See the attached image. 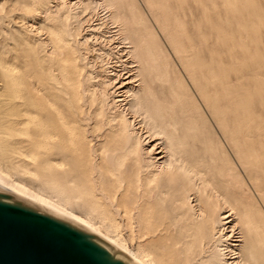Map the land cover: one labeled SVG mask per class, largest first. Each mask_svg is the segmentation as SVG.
Returning a JSON list of instances; mask_svg holds the SVG:
<instances>
[{"label": "bare ground", "instance_id": "bare-ground-1", "mask_svg": "<svg viewBox=\"0 0 264 264\" xmlns=\"http://www.w3.org/2000/svg\"><path fill=\"white\" fill-rule=\"evenodd\" d=\"M5 1V0H4ZM13 1V0H12ZM11 1V2H12ZM21 1V0H20ZM23 1V0H22ZM22 1L20 3H22ZM29 2V0H25V2ZM32 1V0H30ZM35 1V0H34ZM33 1V6H32V12L34 13L35 11L36 12H40L44 9V5L41 3L43 1H35L36 3H34ZM47 1V0H46ZM69 1V0H67ZM67 1L66 0H60L58 3V8L56 10V12L60 9V6L65 7V8H68L70 7L69 4H67ZM88 1V0H86ZM98 1V0H97ZM122 1V0H121ZM150 1V0H149ZM152 1V0H151ZM164 1V0H163ZM172 1V0H171ZM170 1V2H171ZM174 1L176 0H173V3L174 4V7H178L176 6L175 2ZM178 1V0H177ZM186 1V0H185ZM188 1V0H187ZM186 1V2H187ZM192 1V0H191ZM200 1V0H198ZM196 0V2H198ZM204 1V0H203ZM202 1V2H203ZM209 1V0H208ZM215 1V0H213ZM211 1V2H213ZM217 1V0H216ZM215 1V3H216ZM220 1V0H218ZM223 1V0H221ZM220 1V2H221ZM241 0H239L240 2ZM256 1V0H255ZM20 4V6H24V5H27V4ZM77 2V1H76ZM80 2V1H79ZM82 2V0H81ZM80 2V3H81ZM165 2H167V0H165ZM169 2V1H168ZM169 2V3H170ZM181 2H183L181 0ZM194 4H195V1L193 0ZM192 2V3H193ZM201 2V1H200ZM224 2V1H223ZM231 2V1H230ZM229 2V3H230ZM246 2V1H245ZM32 3V2H31ZM48 3V2H47ZM69 3V2H68ZM74 3V2H72ZM78 3V2H77ZM76 3V4H77ZM83 3V2H82ZM86 3V2H84ZM83 3V4H84ZM90 3V1H89ZM118 3V2H117ZM116 3V4H117ZM124 3V2H123ZM122 2L120 3L123 4ZM146 2H144L145 4ZM148 3V1H147ZM185 3V2H183ZM189 3L190 0H189ZM187 2V4H189ZM207 3L208 2H205L204 4L202 5H205L207 8L206 10L208 9L209 6H207ZM214 3V2H213ZM214 3V4H215ZM227 3V2H226ZM244 3V2H243ZM242 3V5H243ZM250 5H253V1L251 2L250 1ZM1 4V3H0ZM15 7H19V5H16V3H14ZM30 4V3H29ZM49 4V3H48ZM67 4V5H66ZM71 4V3H70ZM75 4V5H76ZM88 4V3H87ZM100 4V3H99ZM104 4V3H102ZM137 4V2H136ZM158 5V6H164L165 7V3L164 2H161L157 0H154V2L152 1L151 2V5L148 3L149 7H156L155 6ZM179 4V2H178ZM186 4V3H185ZM199 4V3H198ZM210 4V2H209ZM221 4V3H220ZM225 4V2H224ZM240 4V3H238ZM236 6H232V7H236L239 10V6L237 7ZM249 4V3H248ZM246 4V6L248 5ZM32 5V4H31ZM31 5H28V6H31ZM51 5V4H50ZM49 5V6H50ZM53 5V4H52ZM75 5H71V6H75ZM81 5V4H80ZM78 4V6H80ZM106 5V4H105ZM111 4H109V7H110ZM114 5V4H113ZM113 5L111 7H113ZM119 5V4H117ZM119 5V7H120ZM125 5V3H124ZM147 5V4H146ZM168 5V3H167ZM182 5V4H180ZM201 5V4H199ZM217 5V4H216ZM249 5V6H250ZM13 6V5H11ZM10 6V7H11ZM48 6V9H51L52 8H49ZM83 6V5H82ZM81 6V7H82ZM108 6V5H107ZM122 6V5H121ZM160 6V8H161ZM184 6V5H183ZM186 6V5H185ZM187 6H190V5H187ZM195 7V5H193ZM212 6V5H211ZM254 6V5H253ZM14 7V10H16ZM25 7V6H24ZM22 8V7H19L22 8L25 12V8ZM47 7V6H45ZM56 7V6H55ZM94 7V6H93ZM106 7V6H105ZM140 7V5H139ZM163 7V8H164ZM168 7V6H167ZM165 8L168 9V8ZM170 7V6H169ZM173 6L170 7L171 9L175 10ZM181 7V6H180ZM192 7V5L190 6ZM189 7V8H190ZM201 7V6H200ZM204 7V6H202ZM219 7V6H216L214 7L215 9ZM227 7V6H226ZM231 7V5L229 6ZM260 7V6H259ZM72 9H70V11L72 10L73 11V7H71ZM75 8V7H74ZM77 8V6H76ZM75 8V9H76ZM118 8V6H117ZM124 8V7H123ZM158 8V7H157ZM156 8V9H157ZM162 8V9H163ZM185 8H188V7H185ZM188 8V9H189ZM199 7L196 8V10L198 9ZM228 8V7H227ZM245 8V7H244ZM255 8V7H254ZM254 8H251V13L252 11L254 10ZM261 8V7H260ZM2 9V8H1ZM0 9V10H1ZM56 9V8H55ZM140 9V8H139ZM139 9H138V12H139ZM161 9V10H162ZM169 11H165L164 12L166 13V16L168 15V13L170 12ZM177 9V8H176ZM181 10H183L182 8H180ZM178 9V10H180ZM217 9H221L220 8H217ZM18 10V9H17ZM21 10V9H20ZM46 10V9H45ZM59 10V11H60ZM79 10V8H78ZM81 10V9H80ZM79 10V11H80ZM112 10V8H111ZM120 10V8H119ZM122 10V9H121ZM160 10V9H158ZM180 10V12H182ZM234 10V9H233ZM256 10V9H255ZM260 10V9H259ZM19 11V10H18ZM22 11V10H21ZM47 12L44 14V10H43V14L42 15H47L48 11L49 10H46ZM55 11V10H54ZM68 11V10H67ZM71 11V15H74L73 12ZM82 11V10H81ZM80 14L83 15V12ZM123 11V10H122ZM130 11V10H129ZM143 11L145 12L146 10L143 9ZM148 11V10H147ZM192 10H190L191 12ZM211 11V10H210ZM228 11V10H227ZM226 11V12H227ZM241 11H244V10H241ZM5 12V11H4ZM10 12V11H9ZM23 12V11H22ZM35 12V13H36ZM51 12V11H50ZM53 12V11H52ZM53 13V15H55V13ZM91 13V10L89 11ZM93 12V11H92ZM125 12V11H124ZM123 12V14H124ZM127 12V11H126ZM132 12V11H130ZM129 14H135V13H130ZM142 12V11H141ZM140 12V13H141ZM153 12V11H152ZM156 12V11H155ZM174 12V11H173ZM172 12V13H173ZM177 12V11H176ZM188 12L186 11V9L184 10V15L185 13ZM194 12V11H192ZM197 12V11H196ZM200 12V10H199ZM208 13V10L206 11ZM214 11H212L213 13ZM216 12V11H215ZM214 12V14H215ZM221 12V10H220ZM226 12H223L226 14ZM249 12V10H248ZM263 12V11H262ZM6 13V12H5ZM12 13V12H11ZM26 13V12H25ZM34 13V14H35ZM37 13V15H38ZM42 13V12H41ZM40 13V14H41ZM65 13V12H64ZM64 13L61 15L62 17H65L64 16ZM69 13V11L67 12ZM88 13V14H90ZM96 13V12H95ZM117 13V12H116ZM149 13V12H148ZM154 13V12H153ZM153 13L151 15H153ZM162 14L163 12H159V14ZM171 12L169 13V16L170 19L172 18L173 14ZM179 11L177 12V15H178ZM183 13V12H182ZM180 13V14H182ZM218 13V12H217ZM235 13V12H234ZM242 13V12H241ZM244 13V12H243ZM247 14V12H245ZM257 13V12H256ZM259 13V12H258ZM261 13V12H260ZM28 14V12H27ZM52 15V13H50ZM78 14V13H77ZM119 14V13H118ZM122 14V13H121ZM127 14V15H126ZM126 18L128 17V13H126ZM146 14V13H145ZM156 14V13H155ZM157 13V15H159ZM161 14L157 17L159 18L161 16ZM171 14V15H170ZM194 16L195 13H193ZM190 13V16L193 15ZM200 14V13H199ZM211 14V12H210ZM209 14V15H210ZM228 14V12H227ZM226 14V15H227ZM254 14V13H253ZM7 15V14H5ZM4 15V16H5ZM10 15V14H9ZM19 15V14H18ZM23 15V18H24V13H22L20 16ZM33 15V14H32ZM49 15V14H48ZM57 15H58V12H57ZM58 15V16H60ZM70 15V16H71ZM75 15H76V12H75ZM81 15V16H82ZM92 14H90L91 16ZM95 15V14H94ZM117 15V14H116ZM144 15V14H143ZM156 15V16H157ZM165 14H163L164 16ZM177 15L174 13V16L177 17ZM182 15V16H184ZM205 15V14H204ZM208 15V14H207ZM220 15V14H218ZM235 15V14H234ZM234 15H230L229 16H234ZM241 15V14H240ZM245 15V14H244ZM251 15V14H250ZM1 16V15H0ZM3 16V17H4ZM13 16V15H12ZM11 16V17H12ZM15 16V15H14ZM30 16V15H29ZM28 16V18H29ZM50 16V15H49ZM47 16V17H49ZM78 15H76L74 18L75 20L77 19ZM81 16H78V17H81ZM89 16V15H88ZM93 16V15H92ZM113 16V15H112ZM142 16V15H140ZM154 16V15H153ZM164 16V17H166ZM167 16V17H169ZM181 16V17H182ZM193 16V17H194ZM201 17V15H198V17ZM211 18L212 17V14L210 15ZM214 16V15H213ZM217 16V15H216ZM216 16H214V22H216ZM222 16V15H221ZM224 16V15H223ZM236 16V15H235ZM239 16V15H238ZM258 16V15H257ZM263 13L260 14V16H258L259 19H263V18H260V17H263ZM10 17V16H9ZM25 17L27 18V16L25 15ZM39 17V16H38ZM42 17V16H41ZM46 17V18H47ZM56 17V16H54ZM61 17V18H62ZM95 17V16H94ZM109 17V16H108ZM116 16L114 15V18L113 20L116 21L117 18H115ZM124 17V16H123ZM122 15L120 16V18H123ZM135 17V16H134ZM148 18V16H146ZM162 17V16H161ZM166 17V20L168 19ZM174 17L173 19L175 20ZM179 17V16H178ZM177 17V20L179 19ZM184 17H189L187 15H185ZM199 17V18H200ZM237 17V16H236ZM256 17V16H255ZM18 18V17H17ZM20 19L22 17H19ZM23 18L19 21H23ZM26 18H24V20H27ZM33 18V16H32ZM44 19H46L44 16H43ZM58 18V17H57ZM88 18V17H86ZM85 18V19H86ZM119 18V17H118ZM132 18V17H131ZM141 18V17H140ZM143 18V17H142ZM142 18L140 20H142ZM145 18V16H144ZM143 20L146 21L147 18H145ZM152 18V17H151ZM192 18V16H191ZM206 18V16H205ZM204 18V19H205ZM210 18V17H208ZM223 18V17H221ZM219 18L217 23L219 22V20L221 19ZM227 18V17H226ZM225 18V19H226ZM254 18V17H252ZM251 18V19H252ZM257 18V19H258ZM5 20H8L7 18H3ZM10 19V18H9ZM16 19V18H14ZM37 19V17H36ZM43 19V20H44ZM55 19V18H54ZM83 19V18H82ZM94 19V18H93ZM104 19V18H103ZM129 19L130 21H132L130 19V16L127 18ZM156 19V18H155ZM183 19V18H182ZM182 19L180 21H182ZM187 19V18H186ZM185 19V20H186ZM189 19V18H188ZM201 19V18H200ZM216 19V20H215ZM228 21H226L227 23L229 22V17L227 18ZM232 19V17L230 18V20ZM234 19V18H233ZM237 19V18H235ZM243 19V18H242ZM258 19V21H259ZM2 20V19H1ZM39 20V19H38ZM58 20V19H57ZM62 20V19H61ZM72 20V18H71ZM81 20V19H80ZM89 20V19H88ZM92 20V18L90 19ZM99 20V19H98ZM120 20V19H119ZM124 19H122L123 21ZM126 20V19H125ZM158 20V19H156ZM172 20V19H171ZM176 20V21H177ZM184 20V19H183ZM190 20V19H189ZM199 20V19H198ZM2 21V22H3ZM10 21V20H8ZM13 21V20H12ZM11 21V22H12ZM19 21L17 20L18 24H19ZM36 21V20H35ZM40 21V20H39ZM54 21V20H53ZM82 21V22H81ZM80 21V24H83V21L84 20H81ZM87 21V19H86ZM85 21V22H86ZM100 21V20H99ZM118 21V20H117ZM121 21V22H122ZM129 21V22H130ZM163 21V20H162ZM173 21V20H172ZM176 21L174 23H176ZM179 21V22H180ZM193 21V20H191ZM190 21V22H191ZM194 21H196L194 19ZM206 21V20H205ZM210 21V19L208 20ZM212 21V20H211ZM237 21V20H236ZM249 21V20H247ZM256 21V20H255ZM261 21V20H260ZM7 22V21H5ZM15 22V20H14ZM28 22V21H27ZM50 22V21H49ZM65 22V21H64ZM73 22V21H72ZM79 23V19L78 21L76 20L75 24L76 23ZM102 22V21H101ZM125 22V21H124ZM128 22V20H127ZM128 22V23H129ZM158 22V21H157ZM167 21H165V26H166V23ZM170 22V21H168ZM189 22V21H186V23ZM221 22V21H220ZM222 22L226 23L225 21L222 20ZM233 22V20H232ZM231 22V23H232ZM242 22V21H240ZM245 22V21H244ZM242 22V23H244ZM16 23V22H15ZM26 23V22H25ZM42 23V21H41ZM41 23H37V26H36V22L35 24L33 25H30L28 23V25H30V28L26 27L27 29H30L32 28V31L34 29V31H29L31 33H35V36L31 35V36H21L22 37V42L21 44H23V48H22V57H23V61H22V66H20L19 64V67H22V71H20L22 73V87L20 85L19 88H23L22 89V92L20 93L19 90L14 91V89H11L13 88L12 85H11V78L10 76L11 75V72L15 70V67L17 64L16 61L13 60V62L15 63L16 62V65L15 66H10V65H6L5 66V63L3 64V62L1 61L0 62V161H2V165H0V196L4 199H6L7 201L11 202V203H14V204H18V205H22V206H25L26 208H29V209H32V210H36V211H42V213L45 212V214L55 218V219H58V220H61L67 224H69L70 226H73L75 227L76 229H78L79 231H81L86 237H88L89 239H91L92 241H94L95 243L101 245L102 247L106 248L112 255L113 257L115 258H118L120 260H123L125 262H127V264H264V212L260 211L259 209H257L256 207H254L251 203V200H250V195H248V193L246 192V190H244V180L240 179V176H242L240 174V172L238 174H240V176L238 177L235 173H233V170L230 169L228 170L227 172H225L224 174L226 175V180L222 182H224V186L225 188L223 189V191H220L221 188H219V191H218V194L215 195L217 196V198H215L216 200L209 202L207 203L206 205L202 204L204 203L203 201H201V189L202 187L205 186L206 183H208V179L205 178V174L204 172L199 168V171L197 170L196 173H195V178H194V181L196 178H198V180L200 181V183L197 181V183L193 184L192 188L191 189H184L182 186H178L176 191L174 188V185L172 186L171 185V189L170 187L168 186V183L166 181L167 178L170 179V177L172 178L173 176L172 175H175L181 168L184 167V163H188L186 161V159L188 158L189 160V156L193 155L192 151L195 150L193 148H190V149H193L192 151H187L186 152H191V154H189V156L187 155V158H185L186 156V152H184V148L185 145L180 141L181 138H177L178 137V132H175L177 134V139H175V137H173V135L175 134L172 129V122L174 121H169V117H167V114L165 113V111L162 113V111H158V113L155 111V110H161L159 109L161 106V102H164L166 101L167 99L170 100L168 97V93L166 92L167 89V84L170 82L171 83V80L167 82H164L167 83L164 89V87H161V88H155V90H159L161 89L162 91L160 92H157V90L155 91L154 88L152 87L151 84H154V78H157L155 75H156V72H155V76L152 80V81H148V80H145V78L142 76L144 75V73L146 72L145 70H141V66L143 65V59L141 58V61H137L133 58V54H134V45H132L128 50H121L116 44L117 42H115L116 40L114 39V35L109 36V40H107V42H109L108 44L110 43H113L112 46H114L113 49H116L117 51L115 52L116 55H113L115 56V60L113 59H109L110 61H108L107 65H108V69L107 70V74L106 75H102L100 74V76H96L95 79L96 81H94L93 77H91L92 75L89 73H86L84 74V72H82V68L80 66L77 65V59H80L78 58V55H76V51L81 47V46H87L85 47L86 50H87V54H85L86 56L89 55L93 58H96L99 57H103L104 54H103V51H101V49L97 48L98 51L95 52V55H91L90 54V51L91 49L88 47L90 46L89 45H85L88 43L86 36H84L86 39H83L84 41L83 42H80L79 48H77L76 51H74L73 49L70 50V45L69 44L70 40L67 39L66 36H59V32L61 31L62 28H64V23H59V24H56V23H53L54 25H51V26H43L44 24L41 25ZM46 23V22H44ZM48 23V22H47ZM46 23V24H47ZM90 23V21H89ZM88 23V24H89ZM97 23H99L97 21ZM104 23V22H103ZM141 23V21H140ZM147 26L150 25L149 22L147 21ZM151 23V21H150ZM156 23V22H154ZM184 23V22H183ZM185 23V25H186ZM203 23V22H202ZM212 23V22H211ZM235 23V22H234ZM250 23L252 24L251 20H250ZM261 23V22H260ZM259 23V24H260ZM5 24V23H4ZM13 24V22H12ZM17 24V23H16ZM21 24H23L21 22ZM74 24V25H75ZM80 24H76L77 26H80ZM94 24V23H93ZM142 24H143V21H142ZM146 24V22H145ZM152 24H153V21H152ZM151 24V25H152ZM171 24V22H170ZM189 24V23H188ZM187 24V25H188ZM207 24V23H206ZM214 24V23H213ZM230 24V22L228 23V25ZM246 24V23H244ZM249 24V23H248ZM264 24V23H263ZM9 25L8 23L6 24V26ZM27 25V24H26ZM50 25V24H49ZM65 25H66V22H65ZM68 25V24H67ZM75 25V26H76ZM92 25V24H91ZM115 25V23H114ZM117 25V23H116ZM144 25V24H143ZM155 25V24H154ZM158 25V23H157ZM174 27L176 24H173ZM172 25V26H173ZM183 25V24H181ZM187 25H186V28H187ZM190 25V24H189ZM196 25V24H195ZM194 25V26H195ZM203 25L205 26V24L203 23ZM222 25V24H221ZM225 25V24H224ZM222 25V26H224ZM262 25V24H260ZM3 26V25H2ZM69 26L70 25V22H69ZM82 26V25H81ZM95 26V25H94ZM93 26V27H94ZM103 26V25H102ZM146 26V25H144ZM162 26V25H161ZM158 27L159 28H162V27ZM184 26V25H183ZM193 26V25H192ZM197 26V25H196ZM201 26V25H200ZM221 26V27H222ZM230 26V25H229ZM228 26V27H229ZM242 26V25H241ZM240 26V27H241ZM252 26V25H251ZM258 26V25H257ZM14 27V26H12ZM19 27H20V24H19ZM23 27V26H21ZM24 27H25V24H24ZM90 27V26H89ZM92 27V28H93ZM98 27V26H97ZM120 27V26H118ZM117 27V28H118ZM124 26H122L123 28ZM142 26H140V29H141ZM151 27V26H150ZM153 29H151L152 31H154V26H152ZM157 27V26H156ZM178 27V26H177ZM185 27V26H184ZM227 27V26H224V28ZM256 27V26H255ZM6 28V27H5ZM9 28V27H8ZM16 28V27H14ZM12 28V29H14ZM70 28V27H69ZM68 28V29H69ZM77 28V27H76ZM79 28V27H78ZM86 29H89L88 27H85ZM95 28V29H94ZM93 29L96 30V27H94ZM129 28V27H127ZM143 29L145 27H142ZM147 28V27H146ZM145 28V29H146ZM168 28H171L168 27ZM182 28L181 27H178V32H179V29ZM190 28V27H189ZM223 28V27H222ZM258 28V27H256ZM25 29V28H24ZM41 29H44L46 31V36H45V33H44V36H36V33L39 34L41 32H38V30L40 31ZM85 29V30H86ZM109 29V28H107ZM121 29V28H120ZM132 29V28H131ZM140 30L138 31V35L139 37L138 38H143V36H141L140 32L142 31V33L144 32H149V30L147 29V31H143ZM198 29V28H197ZM205 29V28H204ZM233 29V28H232ZM254 29V28H252ZM263 29V28H262ZM4 30V28H3ZM6 30V29H5ZM23 30V28L21 29ZM76 30V29H75ZM82 30V29H81ZM81 30H80V33H81ZM84 30V31H85ZM91 30V29H90ZM102 30V28H101ZM122 30V29H121ZM125 30V29H124ZM128 30V29H127ZM137 30L139 29H135V31H130V29L128 31H130L132 34H134V32H136ZM150 30V31H151ZM158 30V29H157ZM161 30V29H159ZM166 30H169L165 29ZM174 30V28H173ZM177 30V28H176ZM175 30V34H178V32ZM181 30H184V28H182ZM203 30V29H202ZM207 30V29H206ZM209 31H211L209 28H208ZM214 30V29H213ZM218 30V29H217ZM216 30V31H217ZM248 30V29H247ZM261 30V27L260 29ZM17 30H15V33H16ZM24 31V30H23ZM79 31V30H78ZM97 31V30H96ZM123 31V30H122ZM127 31V32H128ZM162 31V30H161ZM164 31V29H163ZM162 31V32H163ZM171 30H169L170 32ZM194 31V30H193ZM239 31V30H237ZM5 32H8V31H5ZM12 32V31H11ZM28 32V31H27ZM62 32V31H61ZM66 32V31H65ZM88 32V31H87ZM109 32V31H107ZM118 32V31H117ZM121 32V31H120ZM124 32V31H123ZM126 32V31H125ZM191 32V31H190ZM203 32V31H202ZM230 32V30H229ZM235 32V31H234ZM3 33V32H2ZM22 33V32H21ZM26 33V32H24ZM83 33V32H82ZM81 33V34H82ZM91 33V32H90ZM96 33V32H95ZM103 33V32H102ZM110 33V32H109ZM122 33V32H121ZM131 33H129L130 35H127L128 36H132ZM157 33V35H159L158 32H155ZM167 31L164 33L166 34ZM180 33V32H179ZM185 33V31H184ZM183 31L181 32L180 35H184ZM186 33H188L186 31ZM198 33V32H197ZM207 32L205 31L204 34H206ZM211 33H214L211 32ZM254 33V31H253ZM252 33V34H253ZM4 34V33H3ZM6 34V33H5ZM66 34V33H64ZM77 33H75V36H76ZM94 35V33H92ZM92 34H91V38H92ZM126 34V33H125ZM124 34V35H125ZM152 34V33H151ZM149 33V35H151ZM154 34V33H153ZM172 34H173V31H172ZM209 34L208 33V39H209ZM231 34V32H230ZM260 34V32H259ZM15 35V34H14ZM17 35V34H16ZM26 35V34H25ZM41 35V34H40ZM68 35V34H66ZM90 35V34H88ZM102 35V34H101ZM106 35V36H107ZM117 35V34H116ZM120 35V34H119ZM118 35V36H119ZM134 35H137L134 34ZM133 35V37H134ZM179 35V34H178ZM179 35V36H180ZM188 35V34H187ZM203 39H204V42L206 40V36H204L203 34H201ZM200 35V36H201ZM219 35V34H218ZM249 35V34H248ZM255 35V34H254ZM258 35V34H257ZM20 36V35H19ZM72 36V35H71ZM69 35V37H71ZM97 37V34L94 35V37ZM100 36V35H98ZM105 36V34H104ZM103 36V37H104ZM127 36V37H128ZM162 36V35H161ZM167 36V35H165ZM170 36V34L168 35ZM175 35H171L169 38H168V41L166 39L167 42L170 41L171 43V46L174 50V52L176 53V55L178 56V58L180 59V61L182 62V65L184 67V70H185V75L187 74L188 77H189V81L191 82L190 85L192 84L195 88V92L198 93V97L201 98V102H204L205 106L207 107L208 110H205L206 112L209 111L211 116L214 118V120L217 122L216 124H218V128L221 129V131H223L222 133H220L221 135H224L226 137V141H228V143L230 144L228 148H231L232 147V151L234 152H231V154H235L236 155V158L238 159L237 161H239L240 165L244 167H250L253 163V158L257 157L256 156V152H258L259 154L261 152H263L264 154V144H262L263 142H261V139L260 138V141H257V143L259 142V146L256 147V146H253V143L257 144L256 143V140L255 139H259L258 137L254 139L253 137V132L252 133V136H250L249 134H247L246 132V128L247 127H250V130H252V125L254 124V121H256L257 123L255 124H258V122L260 123V119L264 117V112L262 113V117L257 121V120H254L252 123H250V118L248 119L249 117V114H243L244 116L247 117L248 121H249V125L252 124V125H248L246 126V128L244 127L246 124H245V120H244V116L242 117V112L241 111H244L245 107H248L250 104H252L253 101H250V100H253L254 99V102H255V99L258 97L259 99V96H254L256 98H248L250 99L248 103V100L246 101L245 99L247 98V96L244 98V101L245 102H242L241 100L239 102H242V103H239L238 102V98L236 96L235 99L233 100H237V102L239 104H242L245 103L242 107H243V110L239 111L241 113L239 114H234L233 110L232 111V108L233 109H236L234 108L235 106H232L233 102H232V98L234 96V94H232L233 96L230 97V93H227V96L228 98H226V100L228 99L229 103H230V100L232 103H230V105L232 106V108L229 107V103L226 101L225 103H228V107L230 108L231 110V113H233L232 115H236L235 117L233 118H227L225 116V112L228 113V110L229 109H226V111H224V109L222 108L221 109V106L224 107V105H219L218 106L216 105L218 103H216V98L215 96L218 95V92L220 93V90L222 91V94L226 93V92H230L232 93V89H233V92H234V88L232 85H234V87H236L235 85L238 84V83H235L234 81L233 84H231L230 82V87L231 90L229 91V88L226 87L227 91H223L224 86L228 83L227 82V78L226 80H224V83H226L223 87V89H220V90H216L214 89L213 87V82L209 80V78H213L211 77L213 72L215 70H212L213 68L215 67H212V69L208 68L205 72L203 71L204 70V66L206 65V63L204 62L203 60V70L202 72H200V74L198 73L197 69L200 67L202 68V64L199 63V61H196V58H197V54H194V48L191 47L186 49L184 47V43L180 40V39H176V38H173ZM199 36V34H198ZM197 36V37H198ZM244 35H242L241 37L243 38ZM246 36V35H245ZM262 36V35H260ZM5 37H7L5 35ZM80 37V36H79ZM93 37V38H94ZM126 37V36H125ZM136 37V36H135ZM149 37H152L149 36ZM146 39V42L148 40V38ZM155 38L157 37L156 35L154 36ZM172 37V38H171ZM187 37V36H186ZM201 37V38H202ZM212 37V36H211ZM232 37V36H231ZM233 37H237L236 36H233ZM250 37V36H249ZM252 37V36H251ZM254 37V36H253ZM8 38V37H7ZM17 38V37H16ZM90 38V37H89ZM90 38V39H91ZM117 38V36L115 37ZM132 37H129V39H131ZM161 39V37H159ZM185 38V37H183ZM189 38V37H188ZM187 38V43L186 45H192L194 43H190L189 44V40ZM200 38V37H198ZM196 38V39H198ZM215 38V37H214ZM213 41H216L214 40ZM230 38V36H229ZM239 38V37H238ZM258 38V37H257ZM71 39V38H70ZM95 39H98V38H94ZM101 42H105L106 39H102V38H99ZM98 39V40H99ZM120 39V38H119ZM118 39V40H119ZM154 39V38H153ZM158 39V38H157ZM156 39V40H157ZM164 39V37H163ZM194 39V38H193ZM196 39H194L196 41ZM207 39V40H208ZM223 39V38H222ZM221 39V40H222ZM236 40V38H233ZM249 39V38H248ZM259 39V38H258ZM263 39V38H262ZM5 40V38H4ZM12 40V39H10ZM18 40V39H17ZM75 40V39H74ZM91 41V42H94ZM97 40V41H98ZM123 40V39H122ZM121 40V41H122ZM125 40H127L125 38ZM132 40V39H131ZM143 41V39H140V41ZM201 40V39H200ZM199 40V41H200ZM206 40V41H207ZM225 40V39H224ZM228 40V38H227ZM234 40V41H235ZM243 40V39H242ZM264 40V39H263ZM263 40H260V44H262L263 46V49H264V42ZM9 41V40H8ZM16 41V40H15ZM72 41V39H71ZM78 41V40H76ZM75 41V43H76ZM96 41V43H97ZM100 41H98L100 43ZM120 41V40H119ZM139 41V42H140ZM151 41V40H150ZM157 41H161V40H157ZM165 41V42H166ZM192 41V40H191ZM199 41L197 43H199ZM203 41V40H202ZM200 41V44L201 42ZM211 40H209L210 42ZM230 41L233 42V40L231 39ZM230 41H227L230 45L231 42ZM245 41V39H244ZM250 41V40H248ZM4 42V41H3ZM123 42V41H122ZM122 42H119V43H122ZM125 42V41H124ZM127 42V41H126ZM147 42V43H148ZM164 42V43H165ZM202 42V44L204 43ZM208 42V41H207ZM225 42V43H227ZM237 42V41H236ZM235 42V43H236ZM254 42V40H253ZM252 42V44H253ZM11 43V42H10ZM16 43V42H15ZM101 43V45L103 44ZM129 44V42H127ZM151 43V42H150ZM162 43V44H164ZM211 43V42H210ZM215 42H212V44H214ZM242 43V42H241ZM246 43V42H245ZM3 44V43H2ZM6 44V42H5ZM9 44V43H8ZM18 44V43H16ZM15 44V46H16ZM93 44V43H91ZM95 44V42H94ZM105 44H107L106 42L104 43V45L102 46H105ZM131 44H134V41H132L130 43ZM158 44V43H156ZM166 44V43H165ZM224 44V43H223ZM237 44V43H236ZM244 43H242L243 45ZM248 45V43H246ZM245 44V46H246ZM258 44V43H257ZM13 45V43H12ZM76 44H74L75 46ZM76 45V46H77ZM110 45V46H111ZM120 45V44H119ZM122 45V44H121ZM124 45V44H123ZM144 45V44H143ZM150 45V44H149ZM161 45V44H160ZM169 45V44H168ZM185 45V46H186ZM195 45V43L193 44V46ZM206 45V44H204ZM238 45V44H237ZM241 45V44H240ZM241 45V46H242ZM256 45V44H255ZM8 46V45H7ZM73 46V45H71ZM97 46V45H95ZM99 46V45H98ZM101 46V48H102ZM127 47H129L128 45H126ZM125 46V47H126ZM138 46L140 47H143L141 45V43H139L137 45V47H135L136 49L139 48ZM152 47V44L150 45ZM165 46V45H164ZM167 46V45H166ZM170 46V47H171ZM234 46V45H233ZM244 46V45H243ZM253 46V45H252ZM9 47V46H8ZM17 47V46H16ZM15 47V48H16ZM34 47V48H33ZM92 47V46H91ZM108 47V46H107ZM122 47V46H121ZM124 47V48H125ZM161 47V46H160ZM188 47V46H187ZM201 47V46H200ZM199 47V48H200ZM214 47V46H212ZM211 47V48H212ZM222 48V46H220ZM219 47V48H220ZM225 47V46H224ZM227 47V46H226ZM239 47V46H238ZM13 48V46H12ZM148 48H150L148 46ZM148 48H146L148 51ZM153 48V47H152ZM165 48V47H163ZM203 49V47H201ZM200 48V50H201ZM208 48V46H207ZM205 48V50L207 49ZM218 48V47H217ZM218 48V50H219ZM258 48V47H257ZM2 49V48H1ZM80 49H84L83 47H81ZM105 50V48H103ZM151 49V48H150ZM216 49V47L214 48ZM224 49V48H223ZM226 49V48H225ZM228 49V48H227ZM237 49V48H236ZM244 49V47H243ZM247 49V47H246ZM251 49V47H249V50ZM262 49V50H263ZM4 50V49H3ZM93 50V49H92ZM112 50V49H111ZM141 51V48L138 49V51ZM155 50V49H154ZM170 50V49H169ZM199 50V51H200ZM209 50V49H207ZM230 48H229V54L228 56L230 55ZM260 50V48L258 49V51ZM261 50L262 54H263V51ZM81 50H79V53H80ZM85 51V50H84ZM142 51L143 48H142ZM168 51V49H167ZM166 51V52H167ZM210 51V50H209ZM208 51V52H209ZM211 51H213L211 49ZM223 51V50H222ZM226 51V50H224ZM237 53H239V50L237 49L236 50ZM247 51V50H245ZM252 51L255 53V51L252 49ZM31 52H33V56H31ZM78 52V51H77ZM105 52V51H104ZM149 52H151V50H149ZM154 52V51H152ZM151 52V53H152ZM165 52V53H166ZM172 52V51H170ZM196 52H198V50H196ZM205 52V51H204ZM218 52V51H217ZM216 52V53H217ZM220 52V51H219ZM227 52V51H226ZM251 52V51H250ZM260 52V51H259ZM6 53V52H5ZM9 53V52H8ZM13 53V52H12ZM93 53V52H92ZM128 55V57L130 56L131 60L128 61L124 54ZM144 53V52H143ZM146 53V52H145ZM144 53V54H145ZM222 53V52H220ZM219 53V56H221ZM241 53V52H240ZM239 53V54H240ZM253 53V56L257 53L254 54ZM11 54V53H10ZM18 54V53H17ZM84 54H81L82 56ZM112 55V52L109 53ZM140 55H142L141 53H139ZM138 54V55H139ZM153 54V53H152ZM212 54V52H211ZM238 54V57H240V54ZM244 54V53H243ZM242 54V55H243ZM247 54V53H246ZM244 54V55H246ZM252 54V53H251ZM80 55V54H79ZM85 55L82 57L84 58ZM97 55V56H96ZM139 55V56H140ZM160 55L162 56V54L160 53ZM165 55V54H164ZM204 55V54H203ZM206 55V54H205ZM214 55L216 56V54L214 53ZM224 55V54H223ZM222 55V56H223ZM243 55V56H244ZM257 55H260L259 53ZM264 55V54H263ZM9 56V55H8ZM151 57V55L148 54V57ZM153 56V55H152ZM159 56V55H156V57ZM171 56V55H170ZM208 56V55H207ZM221 56V57H222ZM237 55L235 54V57ZM241 56V57H243ZM248 56V55H247ZM262 56V55H261ZM261 56H260V59H261ZM17 57V56H16ZM19 57V55H18ZM88 57V56H87ZM167 58L169 56H166ZM173 57V55H172ZM211 57V55H210ZM263 57V56H262ZM6 58V57H5ZM86 58V57H85ZM91 58V59H93ZM108 58V56L106 57ZM154 58V57H153ZM151 57V59L148 58V60L144 59V61L147 63V61H150L153 59ZM159 57H157L156 59H158ZM201 59L203 58L200 57ZM234 58V55L231 59ZM244 58V57H243ZM242 58V59H243ZM257 58V56H256ZM14 59V58H13ZM164 59V58H163ZM173 59V58H172ZM176 59V58H175ZM199 59V60H201ZM206 59V58H205ZM214 59V58H213ZM213 59L211 61H213ZM221 59V58H220ZM229 59V58H228ZM238 59V58H237ZM242 59H238L242 61ZM255 59V58H254ZM3 60V59H1ZM21 60V59H20ZM19 60V62H20ZM84 60V59H83ZM86 60V59H85ZM89 57H88V61H89ZM101 60V59H100ZM160 60V59H159ZM168 60V59H167ZM198 60V59H197ZM210 60V59H208ZM215 60V59H214ZM226 60V59H225ZM236 60V59H235ZM248 60V59H247ZM262 60V59H261ZM18 61V60H17ZM82 62V60H80ZM92 61V60H91ZM99 61V60H98ZM97 61V62H98ZM105 61V60H104ZM229 60L227 61H224V63L228 62ZM231 61V60H230ZM100 62V61H99ZM156 62V61H155ZM154 62V64H155ZM171 62V61H170ZM169 62V63H170ZM201 62V61H200ZM232 62V61H231ZM237 62V60L235 61ZM246 62V60H245ZM261 62V61H260ZM10 63V62H9ZM21 63V62H20ZM94 63V62H93ZM96 63V62H95ZM104 63V62H103ZM145 63V64H146ZM153 63V62H152ZM168 63V64H169ZM172 63V62H171ZM180 63V62H179ZM212 63V62H211ZM214 63V62H213ZM218 63V62H217ZM244 63V62H243ZM255 63L258 64V62L255 61ZM85 64V63H84ZM83 64V65H84ZM106 64V63H105ZM149 64L151 65V61L149 62ZM157 64V63H156ZM164 64V63H163ZM167 64V66H168ZM174 64V63H172ZM172 64L170 66H172ZM229 64V63H228ZM239 64V63H238ZM248 64V63H247ZM254 63H251V65H253ZM261 64V63H260ZM259 64V65H260ZM263 64H264V60H263ZM12 65V64H11ZM86 65H90L89 62H87V64H85L83 67H85ZM102 65V63H101ZM106 65V66H107ZM158 65V64H157ZM180 65V64H179ZM201 65V66H199ZM208 65V63H207ZM206 65V68L209 67ZM209 65H213V64H209ZM218 65V64H217ZM262 65V64H261ZM260 65V66H261ZM155 66V65H154ZM222 66V65H221ZM250 66V65H249ZM90 67V66H89ZM102 67V66H101ZM153 67V66H152ZM151 67V68H152ZM176 67V66H175ZM182 67V68H183ZM218 67V66H217ZM220 67V66H219ZM18 68V67H17ZM86 68V67H85ZM94 68V66H93ZM92 68V69H93ZM97 68V67H96ZM94 69V70H97V69ZM100 68V67H99ZM106 68V67H105ZM144 68V67H143ZM146 68V67H145ZM150 68V67H149ZM159 68V67H157ZM161 68V67H160ZM159 68V69H160ZM168 68V67H167ZM167 68H166V72H167ZM227 68V67H225ZM224 68V69H225ZM236 68V67H235ZM235 68L233 67L232 70L233 73L235 72ZM252 68V67H251ZM104 69V68H103ZM102 69V70H103ZM169 69V68H168ZM173 69V68H172ZM177 69V68H175ZM174 69V70H175ZM220 69H223V68H220ZM220 69H218V71H220ZM242 69V68H241ZM18 70V69H17ZM199 70V69H198ZM213 72H212V71ZM226 70V69H225ZM245 70V69H244ZM251 71H253L252 69H250ZM250 70H247L245 71V73L243 72V69H242V75L246 74L247 76V73L250 72ZM152 71V70H151ZM155 71V70H154ZM160 71V70H159ZM179 71V70H178ZM183 71V70H182ZM217 71V70H216ZM215 71V72H216ZM216 72L218 73V76H219V72ZM228 71V69H227ZM240 71V70H239ZM238 71V72H239ZM248 71V72H247ZM261 71V70H260ZM260 71L259 72H255V73H259L260 75ZM263 71H264V67H263ZM93 72V71H92ZM158 72V71H157ZM184 72V71H183ZM237 72L238 74V80L237 81H240L243 80V76L241 75V77L239 76L240 74ZM247 72V73H246ZM21 73L19 75V77H21ZM101 73V72H100ZM174 71L171 73L173 74ZM176 73H178L176 71ZM224 71L222 72V76L225 75L223 74ZM229 72H227L228 74ZM231 72V76L232 78L233 77V74ZM244 73V74H243ZM94 74V73H93ZM96 74V73H95ZM167 74V73H166ZM181 74V73H180ZM226 74V75H227ZM235 74V75H237ZM253 74V72H252ZM264 74V73H263ZM17 75V76H18ZM149 75V74H148ZM170 75V74H169ZM178 75V74H177ZM183 75V73H182ZM220 75V76H221ZM250 75V74H249ZM248 75V76H249ZM255 76L257 74H254ZM158 76V75H157ZM160 76V75H159ZM163 76V75H161ZM167 76V75H166ZM165 76V77H166ZM181 76V75H180ZM179 76V77H180ZM219 76V77H220ZM228 76V75H227ZM230 76V75H229ZM247 76V77H248ZM253 76V75H252ZM262 76V75H260ZM259 76V77H260ZM264 76V75H263ZM150 77V76H149ZM168 77V76H167ZM166 77V78H167ZM214 77L213 79L216 80V77L215 76V73H214ZM225 77V76H224ZM246 77V78H247ZM258 77V76H257ZM160 78V77H159ZM170 78V77H169ZM186 77L183 78V80L185 79ZM229 78V77H228ZM231 78V79H232ZM250 77H248V80H253L255 78H251L249 79ZM14 79V78H13ZM16 79V78H15ZM18 79V78H17ZM93 79V80H92ZM163 79V78H162ZM172 79V78H171ZM181 79V77H180ZM261 79V78H260ZM21 80V79H20ZM160 80V79H159ZM164 80V79H163ZM162 80V82H163ZM169 80V79H168ZM176 80V79H175ZM175 80L173 82H175ZM233 80V79H232ZM245 80V79H244ZM243 80V81H244ZM264 80V78L261 79V81ZM92 81V82H91ZM94 81V82H93ZM186 81V80H185ZM188 81V82H189ZM223 81V80H222ZM246 81V82H245ZM245 84L248 85L247 83V80H245ZM257 82H255L256 84H260V80L258 82V80L256 79ZM150 82H152L150 84ZM187 82V81H186ZM187 82V83H188ZM219 82V81H218ZM254 82V81H253ZM161 83V82H160ZM158 82V84H160ZM176 83V82H175ZM185 83V82H184ZM228 83V84H229ZM243 83V82H242ZM252 82L250 81L249 86H251ZM254 83V84H255ZM263 84V81L261 82ZM20 84H21V81H20ZM157 84V83H156ZM157 84V85H158ZM172 84V83H171ZM181 84V83H180ZM189 84V83H188ZM187 84V85H188ZM220 84V83H219ZM241 84V83H240ZM260 84V86L262 85ZM156 85V86H157ZM175 85V84H174ZM214 85H216V83H214ZM178 86V85H177ZM186 86V85H185ZM219 86V85H218ZM240 86V85H239ZM245 87V85H243ZM259 86V87H260ZM15 87V86H14ZM154 87H155V84H154ZM160 87V86H158ZM179 87V86H178ZM187 87V86H186ZM241 87V86H240ZM239 87V88H240ZM243 87V88H244ZM247 87V86H246ZM247 87V88H248ZM253 86H251L252 88ZM255 87V86H254ZM264 87V84L263 86ZM17 87V89H19ZM181 88V87H180ZM185 88V87H184ZM219 88V87H218ZM237 88H238V85H237ZM261 88V87H260ZM172 89H174L172 87ZM193 89V88H192ZM225 89V90H226ZM236 89V88H235ZM249 89V88H248ZM257 89V88H255ZM151 90H154L156 96L160 95L158 98L154 96V99L153 101L149 100L150 98L149 95H151ZM178 90V89H177ZM239 90V89H238ZM237 89L235 90V93L236 91H238ZM242 89H240L239 91H241ZM251 90V89H250ZM249 90V91H250ZM254 90V89H253ZM263 90V88H262ZM172 91V90H171ZM185 92L183 93H175L176 90L174 91L175 93V96L172 95L173 97H175V100L174 98H171V100H174V102L178 101H181L180 105V108H182V110H187V112L192 109V107L194 108L193 105H191L192 107L189 108L186 103L185 106L184 105V98L185 97L187 100H189V98H193V95L190 94L189 92L187 93V90L184 89ZM190 91V90H189ZM246 92H249L247 90H245ZM216 92V93H215ZM244 91L242 90V93ZM244 92V93H246ZM250 92L253 93V95L255 93H257L255 91V93L251 90ZM262 91L260 90V93ZM264 92V91H263ZM81 93L82 95H85L86 97L84 98V104H82V97H81ZM240 93V92H238ZM243 93V94H244ZM251 93V94H252ZM259 93V91H258ZM154 94V93H153ZM171 94V93H170ZM222 94L220 93V95L222 96ZM224 94L222 97H224ZM229 94V95H228ZM241 94V93H240ZM194 95H197L194 93ZM220 95L217 96V99L219 98L220 99ZM246 94L243 95V97L245 96ZM252 95V96H253ZM256 95V94H255ZM263 95V94H262ZM170 96V95H169ZM226 96V94H225ZM242 96V94H241ZM241 96H239L240 99H243V97L241 98ZM262 97V96H261ZM58 99L59 102H57L55 99ZM197 97H195L196 99ZM263 98V97H262ZM183 99V101H182ZM194 99V98H193ZM192 99V101H194ZM225 99V97H224ZM223 100V99H222ZM222 100L219 101L222 103ZM261 100V99H260ZM264 100V99H262ZM200 101V100H199ZM198 101V102H199ZM225 101V100H224ZM257 101V100H256ZM169 102V101H168ZM186 102V100H185ZM190 102V104L193 102L191 101H188V103ZM195 102V101H194ZM200 102V103H201ZM177 103L176 106H179ZM187 103V104H188ZM224 103V104H225ZM236 103V102H235ZM234 103V104H235ZM236 103V104H238ZM258 103V102H257ZM202 104V103H201ZM235 104V105H236ZM264 104V102H263ZM198 105V104H197ZM197 105H196V108H197ZM237 106V105H236ZM241 106V105H240ZM257 106V105H256ZM260 106V104H259ZM165 107V106H164ZM201 107V106H200ZM242 107H240L239 109H242ZM262 107H264V105H262ZM261 106L259 108L263 109ZM173 108V107H172ZM179 107H177V112H180V109ZM184 108V109H183ZM196 108L193 110L195 111ZM255 108V107H254ZM258 108V107H257ZM258 108V109H259ZM174 111H175V108H173ZM179 109V111H178ZM200 109V108H198ZM197 109V110H198ZM238 109V110H239ZM249 109V107H248ZM246 109V111L244 112H248L249 110ZM256 109V110H258ZM111 110H114V112H112ZM169 110V109H167ZM172 110V109H171ZM181 110V111H182ZM202 109H200V113L199 110L197 111V114H198V119L199 117H202L201 115L199 114H204L201 112ZM254 110V111H256ZM253 111V112H254ZM261 111V110H260ZM264 111V110H262ZM176 112V114H177ZM185 114H188L186 111H184ZM236 112V111H235ZM250 112V111H249ZM248 112V113H249ZM194 113V112H192ZM196 113V112H195ZM226 113V114H227ZM231 113L229 112L228 114L231 115ZM258 113V112H257ZM51 114V115H50ZM181 114V113H180ZM227 114V115H228ZM253 114V115H251ZM256 114V112H255ZM254 113H250L251 116H254L255 115ZM55 115V116H53ZM169 115V114H168ZM179 115V114H177ZM176 115V116H177ZM182 115V114H181ZM179 115V117L181 116ZM206 115V114H205ZM257 115V114H256ZM255 115V116H256ZM183 116H186L187 115H183ZM250 116V117H251ZM254 116V117H255ZM260 116V114H259ZM257 116V118L259 117ZM206 117V116H205ZM210 117V115L208 116V118ZM228 117H230L228 115ZM232 117V116H231ZM245 117V118H246ZM167 118V119H166ZM175 118V117H174ZM178 118V116H177ZM176 118V119H177ZM204 118V117H203ZM202 118V119H203ZM256 118V119H257ZM88 119L90 121H93V123H90L88 125H86V123L88 122ZM179 119V118H178ZM183 118H181L180 120V123L182 124ZM187 119L191 120V122H188V123H191V126L190 127H187V128H190L189 130H196V128L200 127V126H197L196 125V115L193 116V114L190 113L189 111V116L187 117ZM187 119L185 118L184 121H187ZM201 119V118H200ZM207 119V118H206ZM210 119V118H209ZM233 119V120H232ZM246 119V121H247ZM264 119V118H263ZM179 120L177 121V123L179 122ZM262 120V119H261ZM138 123L136 124L135 122ZM203 121V120H202ZM252 121V119H251ZM176 122V120H175ZM205 123V120L203 121ZM210 122H211V119H210ZM213 122V121H212ZM264 122V121H262ZM176 123V124H177ZM187 123V122H186ZM201 123V122H199ZM248 123V122H247ZM175 124V125H176ZM198 124V122H197ZM245 124V125H244ZM183 125V124H182ZM264 124H262L263 126ZM99 126H103L104 128L106 127L107 131H103L102 132H105L103 133L102 135H98L95 136V134H93L94 130L97 129ZM172 126V127H171ZM197 126V127H196ZM210 126V125H209ZM261 125H257V127H260ZM87 127V128H86ZM178 128L179 127H182V126H177ZM204 127L201 126V128ZM207 127V126H206ZM212 127V125H211ZM216 127V126H215ZM264 127V126H263ZM261 128L264 130V128ZM176 128V126H175ZM214 128V127H213ZM212 128V130H213ZM91 130L92 131V134L90 137H88V134L87 131L88 130ZM102 129V128H100ZM180 129V128H179ZM207 129V128H206ZM216 129V128H215ZM219 129V130H220ZM249 129V128H248ZM260 129V130H261ZM137 130H140L141 132L145 131L144 134H145V137L141 138L140 135H137V132L140 133V131H137ZM185 129H183L184 131ZM193 130V131H194ZM202 130V129H201ZM199 130V132L201 131ZM259 130V129H257ZM96 131V130H95ZM178 131V130H177ZM187 131V130H186ZM218 131V130H217ZM249 131V130H248ZM100 132V131H99ZM142 132V133H143ZM173 132V133H172ZM189 132V131H188ZM197 132V130L195 131ZM211 132V131H209ZM232 132V133H231ZM257 132V131H255ZM262 132V130L260 131V133ZM264 132V131H263ZM88 135H87V134ZM91 133V132H90ZM138 133V134H139ZM187 133V132H186ZM194 133V132H193ZM204 135H205V132H203ZM212 133L214 134L215 132H211L210 134L212 135ZM217 133V132H216ZM250 133V134H251ZM259 133V132H258ZM259 133V134H260ZM143 134V136H144ZM175 134V135H176ZM199 134V133H198ZM201 134V133H200ZM199 134V135H200ZM207 136H208V133H206ZM263 134V133H262ZM261 134V135H262ZM97 135V134H96ZM185 136V134H183ZM218 135V134H217ZM220 135V136H221ZM258 135V134H257ZM260 135V136H261ZM180 136V135H179ZM184 136H182L183 138H185ZM188 136V134H187ZM193 136V135H191ZM206 135L203 136V137H207ZM215 136V135H214ZM264 136V135H262ZM173 137V138H172ZM181 137V136H180ZM195 137H197V135L195 136L194 135V139ZM200 137V136H198ZM209 137V136H208ZM213 138V136H211ZM217 137V136H216ZM252 137V139H251ZM191 138V137H190ZM189 138V139H190ZM202 138V137H201ZM200 138V139H201ZM210 138V137H209ZM208 138V139H209ZM215 138V137H214ZM224 138V137H223ZM197 139V138H196ZM199 139V138H198ZM197 139V140H198ZM217 139V138H216ZM220 139V138H218ZM117 140H118V143H117ZM186 140V138H185ZM187 140H188V137H187ZM186 140V141H187ZM192 140V139H191ZM195 140V141H197ZM203 140H206L205 138ZM202 140V141H203ZM211 140V139H210ZM213 140V139H212ZM222 140V139H220ZM264 140V139H263ZM190 141V140H188ZM201 141V140H200ZM215 142L214 145H219V142L218 144H216V141L213 140ZM96 142H102V145L100 148H98V146H96ZM104 142V143H103ZM121 142V143H120ZM199 142V141H198ZM197 142V143H198ZM210 142V141H208ZM213 142V143H214ZM193 143V141H191L190 145ZM120 145L118 146L119 149H117V145ZM196 143H194L195 145ZM199 144V143H198ZM205 144V143H204ZM222 144V143H221ZM224 144V142H223ZM222 144V145H223ZM227 144V142H226ZM184 145V146H183ZM193 145V144H192ZM191 145V146H192ZM193 145V146H194ZM201 145H203V143H201ZM212 145V144H211ZM188 146V145H186ZM190 146V147H191ZM192 146V147H193ZM205 146V145H203ZM212 146V149L211 147L209 148L210 151L212 152L213 150V147ZM225 146V145H224ZM228 146V145H227ZM231 146V147H230ZM97 147V148H96ZM194 147H197V146H194ZM208 147H209V143H208ZM207 147V149H208ZM222 146H220V149H221ZM200 148V146L198 147ZM204 147L201 146V150L203 149ZM216 151L214 153L217 152V147L214 148ZM224 149H227L224 147ZM117 150H119V153L117 152ZM200 150V149H199ZM195 152V153H199L202 154V152ZM204 150V149H203ZM263 150V151H262ZM220 150H218L219 152ZM222 151V149H221ZM227 151H229V149H227ZM209 152V151H208ZM207 152V155L208 154H211V153H208ZM225 152V151H224ZM186 153V154H184ZM206 153V152H204ZM203 153V154H204ZM230 153V152H229ZM131 154H137L138 157H136L135 161L137 162H141L138 167L134 168V173L131 172L132 175H130V178L129 180H125L126 177L124 178V174L126 172H120L119 171V168L122 169L123 166H124V163H125V160L127 158L128 155L131 156ZM195 154V156L197 155ZM222 154L221 153L219 156L220 158H222ZM185 155V156H184ZM206 156V154H204ZM203 155V156H204ZM212 155V154H211ZM215 156V154H213ZM217 155V154H216ZM230 154H228V157H229ZM234 155V156H235ZM261 155V154H260ZM260 155L258 157H260ZM135 156V155H134ZM133 156V157H134ZM198 156V155H197ZM204 156V157H205ZM226 156V155H225ZM231 156V155H230ZM264 156V155H263ZM262 156V157H263ZM201 157V155H200ZM209 157V156H208ZM207 157V158H208ZM233 159L234 157L231 156ZM257 158V159H263V158ZM131 157H129V161ZM203 158V157H202ZM206 158V157H205ZM210 158V161L213 162L214 158L213 156L209 157ZM217 157H215L216 159ZM219 158V157H218ZM224 158V157H223ZM222 158V159H223ZM231 158V159H232ZM201 159V158H199ZM226 159V158H224ZM255 159V160H257ZM191 160V158H190ZM195 160V158H194ZM197 161H198V157H197ZM200 161V160H199ZM198 161V162H199ZM202 162H200L199 164L202 165L201 167L204 166V164H202L204 161L205 163L208 161H206L205 159L204 160H201ZM215 161V160H214ZM219 161V160H217ZM216 161V162H217ZM221 161V159H220ZM227 160H225L224 162H226ZM231 161V160H230ZM235 160V162H237ZM260 161V160H259ZM264 161V159L262 160ZM222 162V161H221ZM258 160L256 161V164H257ZM130 163V162H129ZM133 163V161H132ZM194 163V162H193ZM208 163V164H207ZM206 164L209 166L211 163L210 162H207ZM210 163V164H209ZM215 163V162H214ZM213 163V164H214ZM220 163V162H219ZM229 163V160L228 162ZM232 163V162H231ZM230 163V164H231ZM238 163V162H237ZM237 163L235 164V166L237 165ZM238 163V164H239ZM192 164V163H191ZM190 164V165H191ZM197 164V163H196ZM195 164V165H196ZM218 164V162H217ZM224 163L222 162L221 164V167H220V170L221 171V168L223 170V168H225L226 164L223 165ZM264 164V162H263ZM132 165V164H130ZM186 165V164H185ZM206 165V167H207ZM216 166V164H214ZM213 165V166H214ZM128 164L126 163L124 167H127ZM194 166V165H193ZM191 166V167H193ZM228 166V165H227ZM232 166V165H231ZM230 166V167H231ZM264 166V165H263ZM16 167H22L24 169H26L27 171H33V169H44L46 170L47 172H58V171H62V172H59V173H62L63 174V177L67 178L68 179V184H73L74 186H76V184H78V182L80 181H83L84 183V195H85V192L87 193V191L89 193H91L93 195L94 198L96 199H99L101 201L102 198H104L106 201L108 202H111L113 205L115 204V209L117 208H121V209H125L129 206L133 207V211H135V214L136 215V220L138 222V226L141 228V230H145L146 233L144 234L145 236L147 235H151L153 233V238L155 237L157 240H151L150 239H153L150 237V239H147L146 241H150L149 244L150 246L151 245H154L155 247H158L160 249V251L164 252V253H169L168 254V257L166 256V261H162L161 263V259L158 258V256H161L159 253H152L153 247L152 249L150 248V251L151 252H148V251H143L140 249L141 245H139L140 247L138 248L137 251H133V250H130L127 245H125L124 243V240H122V238H120L117 234H113L112 232H110L109 230L105 229V227L103 228L102 226H100L98 223L94 222L93 221V218H91L90 216H88L87 214L82 213L80 211H76V210H72L71 208H69L67 205H63V202L59 203V199H56V201H54L53 199H51L53 197V195L50 197H48L47 193L46 195H43L44 193L39 191L38 189V185L36 186L37 189L33 188L34 186H30L29 184L26 183V181H22L21 180H17L15 179L16 177H14L13 175L11 176L13 170L16 171ZM133 167V166H132ZM200 167V166H199ZM210 167V166H209ZM233 167H234V164H233ZM232 167V168H233ZM252 167V166H251ZM258 167V165L256 166ZM260 167V166H259ZM12 172L10 170L11 173H9V169H12ZM15 168V169H14ZM128 168V167H127ZM129 168H131V166H129ZM185 168H187L185 166ZM184 168V169H185ZM196 168V167H195ZM204 168V167H203ZM208 168V167H207ZM212 168V169H211ZM211 168L209 170H213L215 169V167L213 168L212 165H211ZM219 168V166L217 165L216 169ZM235 168V167H234ZM233 168V169H234ZM240 169L242 168L241 166L239 167ZM238 168V169H239ZM188 169V168H187ZM190 169V168H189ZM207 169V170H208ZM226 169V168H225ZM224 169V170H225ZM236 169V168H235ZM246 169V168H245ZM254 169V168H253ZM262 169V168H260ZM264 169V168H263ZM127 170V169H126ZM227 170V169H226ZM225 170V171H226ZM237 170V169H236ZM242 170V169H241ZM250 170L247 169V171ZM21 171V170H20ZM19 171V172H20ZM123 171V170H122ZM131 171V170H129ZM190 171V170H189ZM217 171V170H216ZM218 171V172H219ZM239 171V170H238ZM181 172V170L179 171ZM209 171H207L208 173ZM212 172V171H211ZM215 170L212 172L214 174ZM217 172V173H218ZM222 172V171H221ZM219 172V173H221ZM224 172V171H223ZM28 173V172H27ZM29 173V174H30ZM46 173V172H45ZM190 173V172H189ZM210 173V172H209ZM211 173V176L213 175ZM218 173V174H219ZM244 173H246V171H244ZM263 173V172H262ZM14 174V172H13ZM18 173H16L17 175ZM25 174V173H24ZM33 174V173H32ZM61 174V175H62ZM178 174V173H177ZM250 174V173H249ZM256 174V173H254ZM264 174V173H263ZM127 175V174H126ZM183 175V174H182ZM186 175V174H185ZM210 175V174H208ZM225 175L223 176L225 178ZM245 175V174H244ZM243 175V176H244ZM252 175V174H251ZM250 175V176H251ZM129 176V174L127 175ZM189 176V175H188ZM193 176V175H192ZM217 175H214L213 177L215 178ZM242 176V177H243ZM261 176V175H260ZM61 177V176H60ZM176 177V176H175ZM187 177V176H186ZM241 177V178H242ZM247 177V176H246ZM263 177V176H261ZM14 178V179H13ZM188 178V177H187ZM185 178V179H187ZM191 177H189L190 179ZM211 178V177H210ZM213 178V179H214ZM219 178V176H218ZM216 178V179H218ZM222 178V177H221ZM245 178V177H243ZM248 178V177H247ZM212 179V178H211ZM172 180V179H171ZM174 180V179H173ZM246 180V178H245ZM248 180V179H247ZM251 182H253V184L256 186L258 192H259V195L262 194V196L264 197V189L263 188H260V187H257L258 185V181H259V186H260V180L261 178L258 180L257 178V175L256 177H251ZM264 180V179H263ZM262 180V182H263ZM62 181V180H61ZM64 181V180H63ZM189 181V180H187ZM190 181H192L190 179ZM189 181V182H190ZM217 181V180H215ZM219 181V180H218ZM220 181V182H221ZM249 181V180H248ZM65 182V181H64ZM180 182V181H179ZM219 182V183H220ZM247 182V181H245ZM250 182V181H249ZM30 183V182H29ZM173 184L175 182H172ZM178 183V182H177ZM183 182L181 181V184ZM185 183V182H184ZM215 183V182H214ZM218 183V185L220 186V184ZM66 184V185H68ZM188 184V183H187ZM192 183L190 182L189 186L191 185ZM250 184V183H249ZM248 184V185H249ZM253 184L251 183L250 185L253 186ZM264 184V182L262 183ZM261 184V185H262ZM80 185V184H79ZM176 185V184H175ZM178 185H180L178 183ZM202 185V186H201ZM223 185V184H222ZM246 185V184H245ZM81 186V185H80ZM254 186V187H255ZM40 187V186H39ZM73 187V186H72ZM83 187V186H82ZM173 187V188H172ZM185 187V186H184ZM210 187V185L208 186ZM248 187V186H247ZM69 188V187H68ZM78 188V187H77ZM213 188V187H212ZM218 188V187H217ZM246 188V187H245ZM82 189V188H81ZM174 191H173V190ZM247 189V188H246ZM253 189V188H251ZM73 190V189H72ZM76 190V189H74ZM203 190V189H202ZM207 190V189H206ZM211 190V188L209 189ZM213 190V189H212ZM218 190V189H217ZM248 190L250 191V189L248 188ZM252 191V190H251ZM74 192H77L78 193V190L77 191H74ZM212 192V191H211ZM211 192H209V194H211ZM255 192V191H253ZM43 193V194H42ZM81 193V192H80ZM83 193V192H82ZM207 193V192H206ZM213 193V192H212ZM251 193V192H250ZM261 193V194H260ZM50 194V193H49ZM79 194V193H78ZM77 194V195H78ZM173 195L175 196V199L172 200L175 202V204L171 205V203H167L165 202V199L166 197H169L168 195ZM253 194V193H252ZM258 194V193H257ZM91 195V197H92ZM208 195V194H206ZM256 195V192L255 194ZM254 195L252 196L251 195V198L254 197ZM83 196V195H82ZM81 196V197H82ZM258 196V195H257ZM255 196V197H257ZM90 197V196H89ZM88 195L85 199L89 198ZM171 197V196H170ZM210 197V196H209ZM213 197V195H212ZM259 197V196H258ZM261 197V198H263ZM101 198V199H100ZM174 198V197H172ZM22 199V200H21ZM65 199V198H64ZM82 199V198H81ZM80 199V200H81ZM83 199V200H85ZM92 199V198H91ZM208 199V198H206ZM205 199V200H206ZM255 199V198H253ZM94 200V199H93ZM167 200V199H166ZM170 200V198H169ZM210 200V198H209ZM257 200V199H256ZM29 202L28 205L26 202ZM58 201V202H57ZM61 201V200H60ZM89 201V200H88ZM97 201V200H95ZM104 201V200H103ZM105 201V202H106ZM262 201V200H261ZM261 201L259 203H261ZM107 203H103L104 208H106V204H107V207L110 205ZM170 202V201H169ZM255 202V200L253 201ZM33 204L35 207V205L38 207L37 209L31 207V205ZM90 203V201H89ZM95 203V202H93ZM258 203V202H257ZM98 204V203H97ZM96 204V205H97ZM163 206H162V205ZM263 206V204H261ZM100 207V205H99ZM110 207V206H109ZM113 207V206H112ZM117 207V208H116ZM40 208V210H39ZM258 208H259V205H258ZM128 209V208H127ZM126 209V210H127ZM165 210H167L168 212V215L169 213L171 214V217H170V222L167 223L168 225H165L164 223L162 222H165L167 219L166 216L164 218L163 214L161 216H163L164 218V221L161 222V220L159 221V218L158 216L160 217V215H158L160 212H163ZM120 210V209H119ZM40 211V212H41ZM130 211V210H129ZM128 211V212H129ZM159 211V212H158ZM264 211V210H263ZM131 212V211H130ZM129 212V213H130ZM119 214V212H117ZM127 214V212H125ZM122 214V213H121ZM124 214V213H123ZM122 214V215H123ZM120 215V216H122ZM132 215V214H131ZM166 215V214H165ZM125 216V214H124ZM129 216V215H128ZM126 217V216H125ZM135 217V216H134ZM184 217L186 218L185 219V222L183 221L184 220ZM97 218V217H96ZM131 218V216H130ZM133 218V216H132ZM162 218V217H160ZM169 218V217H168ZM128 219V218H127ZM129 220V219H128ZM134 220V218H133ZM168 220V219H167ZM133 222V221H132ZM136 222V224H137ZM160 222L161 225H159L158 223ZM167 222V221H166ZM187 223V224H186ZM162 224H164L166 227L162 226ZM135 225V224H134ZM103 226H105L103 224ZM111 226H113L111 224ZM116 226V225H115ZM159 226H162L164 227V230L162 231H159L158 227ZM110 227V225H109ZM138 227V228H139ZM134 228V227H133ZM137 228V227H136ZM140 228H139V231H140ZM174 228V232L172 231L171 232V229ZM161 229V228H160ZM113 230V228H112ZM137 230V229H136ZM142 230V231H143ZM153 230V231H151ZM134 231V230H133ZM142 231L139 233L140 237L142 235ZM144 231V232H145ZM175 231L177 233H175ZM118 233V229L116 231ZM157 232H161L160 233V236H155ZM134 233V232H133ZM137 233V232H136ZM121 235V234H120ZM137 236H138V233H137ZM165 239L166 241H171L172 242L175 240L174 244L172 242V245L171 246H167L169 245L167 242L164 244V240ZM145 240V239H144ZM162 240V241H161ZM145 241V242H146ZM140 242V240H139ZM145 242H142L143 243V246L145 245L144 243ZM141 243V242H140ZM147 243V242H146ZM160 243V244H159ZM149 249V245H146ZM194 247H199L198 249H194ZM156 248V249H158ZM145 249V247H144ZM147 249V248H146ZM147 249V250H148ZM155 249V250H156ZM195 251H194V250ZM168 251V252H165V251ZM160 252V253H162ZM164 255V254H162ZM169 255L171 256V258L169 257ZM177 255V260L175 259ZM162 257V256H161ZM173 259V260H171ZM165 260V259H164Z\"/></svg>", "mask_w": 264, "mask_h": 264}, {"label": "rangeland", "instance_id": "rangeland-1", "mask_svg": "<svg viewBox=\"0 0 264 264\" xmlns=\"http://www.w3.org/2000/svg\"><path fill=\"white\" fill-rule=\"evenodd\" d=\"M12 0H0V62L2 61L3 62V64L5 63V66L6 65H10V66H15L16 65V62H17V64L18 65H16V67H15V70L14 71H12L11 72V75L12 76H10V78H11V80H12V82H11V85H12V87L13 88H11V89H14V91H16L17 92V90H19V92L21 91L22 92V89L23 88H21L22 87V73L20 72V71H22V67H19V64H20V66H22V59H23V57H22V46H23V44H21V42H22V37L21 36H31V35H33V36H35V33H31V32H29V31H32V28H31V30L30 29H27L26 27H28V28H30V25H33V24H35V22H36V26H37V23H41V21H42V23H41V25L42 24H44L43 26H45V27H47V26H51V25H54L53 23H56V24H59V23H64L63 25H64V28H62L61 29V31L59 32V36H66L67 37V39L68 40H70L69 42V44H71V45H73V46H71L70 45V50L71 49H73L74 51H76L77 50V48H79V46H81V45H79L80 44V42H83L84 40L83 39H86V38H88L87 39V41H88V43L87 44H85V45H89L90 44V46H88L90 49H91V51H90V54L91 55H95V52H97L98 51V49L100 48L101 49V51H103V54H104V56L103 57H100V59H99V57H97V59L96 58H93V57H91V56H89V55H87L88 57H89V61H88V57L85 55V54H87L86 52H87V50H86V48L85 47H87V46H81V47H83L84 49H78L77 51H76V55H78V58H80V59H77V65L78 64H80V65H78V66H80L81 68H82V72H84V74H86V73H88V71H89V73L92 75L91 77H93V79H94V81H96V79H95V77L96 76H100V74H102V75H106L107 74V70L106 69H108V65H107V63H108V61H110L111 59H113V60H115V56L114 55H116L115 54V52L117 51L116 49H113L114 48V46H112L113 45V43H110V44H108L109 42H107V40H109V36L111 35V36H113L114 35V39L116 40L115 42H117V46L121 49V50H123V52H124V50H127V48H128V50H130L129 48L132 46V45H134V54L132 55L133 56V58L135 59V57H136V59L135 60H137V61H141V58L143 59L142 61V63H143V65L141 66V70L143 71V70H145L146 72L144 73V75H142L144 78H145V80H148V81H152L153 82V78L156 76V77H158V79L157 78H154V84H155V87H154V84H151L152 82H150V84L152 85V87L154 88V90H155V88H161V87H164V86H166V84L168 83V81H170L171 80V83L169 82L168 84H167V87H166V89H167V93H168V97L167 98H169L170 100H166V101H164V102H161V107L159 108V109H161V110H155L157 113H158V111H162V109H163V111H162V113L165 111V113L167 114V117H169V121H173L172 122V129L171 130H175L174 131V133L175 132H178L177 134H178V137H177V134L175 135H173V137H175V139H177V138H181V142L185 145V147H183L184 148V152H186V150L187 151H192L193 149H195V148H197L196 149V151L195 150H193L192 152V156L190 155L189 156V154H191V152H186V153H184V154H186V156H185V158H187V155L189 156V160H188V158L186 159V161L187 162H189V164L188 163H184L183 165H184V167L183 168H181L180 170H181V172H177L175 175H172L173 177L171 178L170 177V179L169 178H167L166 179V181H167V183H168V186L170 187V189H171V185L173 186L174 185V188L173 189H175V191H176V189H177V187L178 186H182L184 189H191L192 188V186H193V184H195V183H197V181L200 183V181L198 180V178H196L195 179V181H194V178H195V173H196V171L198 170L199 171V168L204 172V174L206 175L205 176V178L206 179H208V183H206L205 184V186L204 187H202V189H201V192H203V193H201L202 195H201V201H203L204 203H202V204H204V205H206L207 203H209V202H211L212 201V199H213V201L214 200H216L215 198H217V196H215V195H217L218 194V191H219V188H221L220 189V191H223V189L225 188V184H224V182H222L223 180L225 181L226 180V173L225 172H227L228 170H230V169H232L233 170V173H235L238 177L240 176V174L243 176V177H245L246 178V180H245V178H243L242 176H240V179H242V180H244L243 182H244V190H246V192L248 193V195H250V200H251V203H252V205L254 206V207H256L257 209H259L260 211H262V212H264L263 210H264V197L262 196V194L261 195H259V192H258V190H257V188H256V186L253 184V182H251V177H256V175H257V178H258V180L261 178V180H260V186H259V181H258V185H257V187H260V188H263L264 189V184H262L263 182H264V164H263V162L264 161H262L263 159H264V154H263V152H261L260 154L258 153V152H256L257 154H256V156L257 157H255V158H253L252 160H253V163H252V167L250 166V167H244L243 168V166L242 165H240V163H239V161H237L238 159L236 158V155L235 154H233L234 152L232 151L233 149H232V147L231 148H228L229 147V143H228V141H226L227 139H226V137L224 136V135H221L220 133H222L223 131H221V129L220 128H218V124H216L217 122L214 120V118L211 116V114H210V112L209 111H205V110H208L207 109V107L205 106V104H204V102H201V98H199L198 96V93H196L195 91V88L194 87H192L193 85L191 84L190 85V81H189V77H188V75L186 74L185 75V70H184V67H183V65H182V62L180 61V59L178 58V56L176 55V53L174 52V50H173V48H172V46H171V43H170V41L169 42H167L168 41V38L172 35H175L173 38H176V39H180L184 44V47L186 48V49H188V48H190L191 49V47H193L194 49V54H197V58H196V61H199V63L200 64H202V68H198L197 69V71H198V73L200 74V72L199 71H201L202 72V70H203V68H204V72L208 69V68H210V69H212V67H215V68H213L212 70H217L218 71V69H220V68H223V69H220V71H218L219 72V76L222 74V72L224 71V73L223 74H227V72H229L227 75L225 74V75H221L220 77L218 76V73H216L215 71L213 72L212 70V72H213V74H212V76L211 77H213V78H215L214 77V73H215V76H217L216 77V80L215 79H213V78H209V80L210 81H212L213 83V87H214V89H218V90H220V89H223V88H221V87H223L227 82L229 83L230 81L232 82V81H234L235 83H238V84H236L235 86L236 87H234V85H232L233 86V88H234V92H233V89H232V93H231V88H229L230 87V83L228 84H226L225 86H224V88L226 89V87L227 88H229V91L230 92H226L225 94H226V96H225V94H224V97H225V99H224V97H222L223 96V94H222V91L220 90V93L222 94V96L220 95V93L218 92V95H220V99L218 98L217 99V96L218 95H216L215 96V100H216V103H217V101H218V103L216 104L217 106H218V104L220 105H224V107H222L221 105V109L223 108L224 109V111H226V109H229L228 110V113L230 112L231 113V110H230V108H232V106H235L234 108H236V109H233L232 108V111L233 110H235V111H233V113L234 114H239V113H241L242 112V117L244 116L243 114H249V117H248V119L250 118V123H252L254 120H259L261 117H262V115L264 114L263 112L264 111H262V110H264V107H262V105H264L263 104V102H264V100H262V99H264V87H262L263 86V84H264V80H262L263 81V84L261 83L262 81H261V79L262 78H264V71H263V67H264V64H263V60H264V49H263V43L262 44H260L261 42H260V40H263L264 39V16L263 17H260V18H263V19H259L258 18V16H260V14H262L263 13V15H264V0H241L240 2H239V0H223L224 2H225V4H224V2L223 1H216V3H215V1H213V0H200V1H198V2H196V0H194L195 1V4H194V2H193V0L191 1L190 0V2L191 3H189V0L187 1L189 4H187V2L185 1V0H182L183 2H185V3H183V2H181V0H176V1H174V3L175 2H177V3H175L176 4V6H178V7H174V4H172L171 5V3H173V0L171 1V0H167V2H165V0L163 1V0H161V2H164L166 5H165V7L164 6H161V8H160V6H158V5H156L155 4V6L156 7H149V5H148V3L151 5V2L153 1L154 2V0H88V1H86V0H82V2L84 3V2H86V3H82L81 2V0H69V1H67V4H69L70 5V7H68V8H65V7H67V6H65L64 7V9H63V7H61L60 6V8L62 9V10H58L57 12H58V15H62L64 12V16L65 17H62L61 15L60 16H58L57 15V12H56V10H57V8H58V2L60 1V0H41V1H43V2H41L43 5H44V14L47 12L46 10H49L48 11V13H47V15L45 16V15H42L43 14V10L42 11H40L39 13L38 12H32V6H33V1L34 0H32V1H30L29 0V2L27 1V2H25V0H21L22 1V3L24 4V2H25V4H27V5H22V6H20L19 5V3L21 2L20 0H13L12 2H11ZM36 2L37 1H40V0H35ZM34 1V3H36ZM78 3H77V2ZM81 3H80V2ZM89 1H90V3H89ZM147 1H148V3H147ZM158 1H160V0H157V2ZM170 3H169V2ZM203 1V2H202ZM211 1H213V2H211ZM231 1V2H230ZM246 1V2H245ZM250 1L252 2L253 1V5H250V4H252V3H250ZM32 2V3H31ZM49 4H48V3ZM69 2V3H68ZM72 2H74V3H72ZM118 2V3H117ZM125 3V5H124V3L123 4H121L120 5V3ZM136 2H137V4H136ZM144 2H146L145 4H144ZM178 2H179V4H178ZM193 2V3H192ZM205 2H208L207 3V6H209L208 7V13L206 12L207 10H206V4L205 5H202V4H204ZM209 2H210V4H209ZM227 2V3H226ZM230 2V3H229ZM244 2V3H243ZM14 3H16V5H19V7H24L25 9H27V10H25V12H24V10L22 9V8H20L19 9V7L17 6V7H15L14 5ZM22 3H20V4H22ZM30 3V4H29ZM71 3V4H70ZM77 3V4H76ZM88 3V4H87ZM100 3V4H99ZM102 3H104V4H102ZM119 4L120 5V7H119V5H117V4ZM167 3H168V5H167ZM201 4V5H199V4ZM221 3V4H220ZM238 3H240V4H238ZM242 3H243V5H242ZM249 3V4H248ZM32 4V5H31ZM51 4V5H50ZM53 4V5H52ZM66 4V5H67ZM76 4V5H75ZM78 4L80 5V6H78ZM106 4V5H105ZM109 4H111L110 5V7H109ZM114 4V5H113ZM147 4V5H146ZM180 4H182V5H180ZM217 4V5H216ZM236 4H238L237 5V7L239 8V10L240 11H238V9L236 8V7H232V6H236ZM246 4H248L247 6H246ZM11 5H13V6H11ZM28 5H31V6H28ZM50 5V6H49ZM71 5H75V6H71ZM83 5V6H82ZM108 5V6H107ZM113 5V7H111ZM139 5H140V7H139ZM184 5V6H183ZM186 5V6H185ZM187 5H192V7H190V6H187ZM193 5H195V7L193 6ZM212 5V6H211ZM231 5V7H229ZM250 5V6H249ZM11 6V7H10ZM45 6H47V7H45ZM48 6H49V8H52V10L51 9H48ZM56 6V7H55ZM76 6H77V8H76ZM82 6V7H81ZM94 6V7H93ZM106 6V7H105ZM117 6H118V8H117ZM168 6V7H167ZM174 7L175 8V10H173V9H171L170 7ZM181 6V7H180ZM201 6V7H200ZM202 6H204V7H202ZM216 6H219V7H217V8H220L221 7V9H215L214 7H216ZM228 8H227V7ZM261 8H260V7ZM14 7H15V9L16 10H14ZM71 7H73V14L74 15H71L70 13H71V11H70V9H72ZM76 9H75V8ZM124 7V8H123ZM158 7V8H157ZM164 7V8H163ZM168 8V9H166L165 10V8ZM185 7H190L189 9L188 8H185ZM197 7H199L197 10H196V8ZM245 7V8H244ZM255 7V8H254ZM56 8V9H55ZM78 8H79V10L81 11V13L83 12V15L82 14H80L79 15V13H80V11L78 10ZM111 8H112V10H111ZM119 8H120V10H119ZM140 8V9H139ZM157 8V9H156ZM163 8V9H162ZM180 8H182L183 10H181ZM251 8H254V10L252 11V13H251ZM46 9V10H45ZM123 11H122V10ZM138 9H139V12H138ZM143 9H145L146 11L144 12L143 11ZM158 9H160V10H158ZM162 9V10H161ZM169 9H171L170 10V12L172 13L173 11V16H172V20L175 22L176 20H177V17L179 18L177 21H176V23H174L171 19H170V17L171 16H169V13H168V15L167 16H169V17H167L166 16V13L164 12V10L165 11H169ZM178 9H180L182 12H180V10H178ZM186 9V11H188V12H186L185 13V15H187V16H189V17H184L185 15H184V10ZM234 9V10H233ZM251 9V10H250ZM256 9V10H255ZM260 9V10H259ZM55 10V11H54ZM69 11V13H67L68 11ZM91 10V13L89 12ZM132 11V12H130V11ZM148 10V11H147ZM190 10H192V11H194V12H190ZM199 10H200V12H199ZM211 10V11H210ZM220 10H221V12H220ZM228 10V11H227ZM241 10H244V11H241ZM248 10H249V12H248ZM6 13H5V12ZM10 11V12H9ZM51 11V12H50ZM53 11V12H52ZM93 11V12H92ZM125 11V12H124ZM127 11V12H126ZM142 11V12H141ZM154 13H153V12ZM156 11V12H155ZM163 12L162 14H161V16L159 17V18H157L160 14H159V12ZM179 11V13H178V15H177V12ZM197 11V12H196ZM212 11H216L215 12V14H214V12L212 13ZM228 12V14H227V12ZM263 11V12H262ZM12 12V13H11ZM27 12H28V14H27ZM42 12V13H41ZM54 12H56L55 13V15H53V13ZM75 12H76V15H78V16H81V17H76L77 19V21H78V19H79V23L77 22L76 24H80V21L81 20H84L83 21V24H80V26H77L76 24H75V22H76V20H75ZM96 12V13H95ZM117 12V13H116ZM123 12H124V14H123ZM129 12L130 13H135L134 15L133 14H129ZM141 12V13H140ZM149 12V13H148ZM210 12H211V14H212V17L213 18H211V14H210ZM218 12V13H217ZM223 12H226V14L225 13H223ZM235 12V13H234ZM242 12V13H241ZM244 12V13H243ZM245 12H247V14L245 13ZM257 12V13H256ZM259 12V13H258ZM261 12V13H260ZM22 13H24V18H26L25 17V15L27 16V18H28V16H29V18L27 19V20H24V18H23V15L22 16H20ZM37 13H38V15H37ZM41 13V14H40ZM50 13H52V15L50 14ZM78 13V14H77ZM88 13H90V14H92L91 16H90V14H88ZM119 13V14H118ZM122 13V14H121ZM126 13H128V17L130 16V19L132 20V21H130L129 19H127L126 18ZM146 13V14H145ZM153 13V15H151ZM156 13V14H155ZM157 13L159 14V15H157ZM174 13L177 15V17L176 16H174ZM180 13H182V14H180ZM190 13L191 14H193V13H195V15L196 16H194V14L193 15H191L192 16V18H191V16H190ZM200 13V14H199ZM254 13V14H253ZM5 14H7V15H5ZM10 14V15H9ZM19 14V15H18ZM33 14V15H32ZM50 16H49V15ZM95 14V15H94ZM117 14V15H116ZM126 14V15H125ZM144 14V15H143ZM163 14H165L164 16H166L168 19L166 20V17H164L163 16ZM205 14V15H204ZM208 14V15H207ZM210 14V15H209ZM218 14H220V15H218ZM229 14L231 15H234V16H229ZM241 14V15H240ZM245 14V15H244ZM251 14V15H250ZM5 15V16H4ZM13 15V16H12ZM15 15V16H14ZM71 15V16H70ZM89 15V16H88ZM113 15V16H112ZM114 15L116 16L115 18H117L116 19V21L115 20H113V18H114ZM122 15V17L123 18H120V16ZM140 15H142V16H140ZM157 15V16H156ZM171 15V14H170ZM182 15H184V16H182ZM198 15H201V19L198 17ZM216 16L217 18V20H216V22H214L213 20H214V16ZM222 15V16H221ZM224 15V16H223ZM239 15V16H238ZM258 15V16H257ZM4 16V17H3ZM10 16V17H9ZM12 16V17H11ZM32 16H33V18H32ZM39 16V17H38ZM42 16V17H41ZM43 16L46 18L47 16H49V17H47L46 19H44L43 18ZM54 16H56V17H54ZM95 16V17H94ZM109 16V17H108ZM135 16V17H134ZM144 16H145V18H147L146 16H148V18H147V20L146 21H144L143 20V18H144ZM182 16V17H181ZM194 16V17H193ZM205 16H206V18H205ZM256 16V17H255ZM18 17V18H17ZM19 17H22L23 18V21H19ZM36 17H37V19H36ZM58 17V18H57ZM62 17V18H61ZM86 17H88V18H86ZM113 17V18H112ZM119 17V18H118ZM132 17V18H131ZM142 18V20H140L141 18ZM152 17V18H151ZM174 17H176L175 18V20L173 19ZM208 17H210V18H208ZM221 17H223V18H221ZM229 17V22H230V26L228 25V23L226 22V21H228V19L227 18ZM232 17V19L230 20V18ZM252 17H254V18H252ZM3 18H7L8 20H10V21H8V20H5V21H7V22H5V21H3L4 19ZM10 18V19H9ZM14 18H16V19H14ZM21 18V19H22ZM55 18V19H54ZM71 18H72V20H71ZM83 18V19H82ZM87 19V21H86V19ZM92 18V20H90ZM94 18V19H93ZM104 18V19H103ZM144 18V19H145ZM158 19V20H156V19ZM184 20H183V19ZM187 18V19H186ZM190 20H189V19ZM205 18V19H204ZM219 18H221L220 20H219V22L217 23V21H218V19ZM226 18V19H225ZM234 18V19H233ZM235 18H237V19H235ZM243 18V19H242ZM252 18V19H251ZM259 19V21H258V19ZM2 19V20H1ZM20 19V20H21ZM40 21H39V20ZM44 19V20H43ZM58 19V20H57ZM62 19V20H61ZM81 19V20H80ZM89 19V20H88ZM100 21H99V20ZM120 19V20H119ZM122 19H124L123 21H122ZM126 19V20H125ZM182 19V21H180ZM186 19V20H185ZM194 19L196 20V21H194ZM199 19V20H198ZM210 19V21H208ZM13 20V21H12ZM14 20H15V22L17 23H15L14 22ZM17 20L19 21V24H20V27H19V24H18V22H17ZM36 20V21H35ZM54 20V21H53ZM118 20V21H117ZM127 20H128V22H127ZM163 20V21H162ZM191 20H193V21H191ZM206 20V21H205ZM212 20V21H211ZM222 20L223 21H225L226 23H224V22H222ZM232 20H233V22H232ZM237 20V21H236ZM247 20H249V21H247ZM250 20H251V22H252V24L250 23ZM256 20V21H255ZM261 20V21H260ZM3 21V22H2ZM13 22V24H12V22ZM28 21V22H27ZM50 21V22H49ZM66 22V25H65V22ZM73 21V22H72ZM86 21V22H85ZM89 21H90V23H89ZM97 21L99 22V23H97ZM102 21V22H101ZM122 21V22H121ZM125 21V22H124ZM140 21H141V23H140ZM142 21H143V24L144 25H146V26H144L143 24H142ZM147 21L149 22V24L150 25H148L147 26ZM150 21H151V23H150ZM152 21H153V24H152ZM158 21V22H157ZM165 21H167L166 23V26H165ZM168 21H170L171 22V24H170V22H168ZM180 21V22H179ZM186 21H189V22H187L186 23ZM191 21V22H190ZM221 21V22H220ZM240 21H242V22H244V23H246V24H244V23H242V22H240ZM21 22L23 23V24H21ZM26 22V23H25ZM44 22H48L47 24L46 23H44ZM69 22H70V25L71 26H69ZM82 22V21H81ZM104 22V23H103ZM145 22H146V24H145ZM154 22H156V23H154ZM184 22V23H183ZM205 24V26L203 25V23ZM212 22V23H211ZM232 22V23H231ZM235 22V23H234ZM261 22V23H260ZM5 23V24H4ZM9 24V25H7L6 26V24ZM28 23L30 24V25H28ZM33 23V24H32ZM89 23V24H88ZM94 23V24H93ZM114 23H115V25H114ZM116 23H117V25H116ZM157 23H158V25H159V27L162 25V26H164V27H162V28H159L158 27V25H157ZM185 23H186V25H187V28H186V25H185ZM207 23V24H206ZM214 23V24H213ZM249 23V24H248ZM262 24V25H260V24ZM24 24H25V27H24ZM27 24V25H26ZM50 24V25H49ZM68 24V25H67ZM76 26H75V25ZM92 24V25H91ZM152 24V25H151ZM155 24V25H154ZM173 24H176L175 25V27H174V25ZM181 24H183V25H181ZM197 26H196V25ZM224 25V26H227V27H225L224 28V26H222V25ZM3 25V26H2ZM82 25V26H81ZM95 25V26H94ZM103 25V26H102ZM173 25V26H172ZM193 25V26H192ZM195 25V26H194ZM201 25V26H200ZM242 25V26H241ZM252 25V26H251ZM258 25V26H257ZM12 26H14V27H16V28H14V27H12ZM21 26H23V27H21ZM90 26V27H89ZM96 27V30H94L95 28L94 27ZM98 26V27H97ZM118 26H120V27H118ZM122 26H124L123 28H122ZM140 26H142V27H147L145 30L147 31V29L149 30H151V29H153V27L152 26H154V31H150L149 30V32H143L142 33V31L140 32V34H141V36H143V38H138L139 37V35H138V31H140V30H142L143 28L141 27V29H140ZM151 26V27H150ZM157 26V27H156ZM171 26V28H168V27H170ZM181 27L182 26V28H184V30H181L182 28H180L179 29V32H178V27ZM223 28H222V27ZM229 26V27H228ZM241 26V27H240ZM258 27V28H256V27ZM6 27V28H5ZM9 27V28H8ZM70 27V28H69ZM77 27V28H76ZM79 27V28H78ZM85 27H88L89 29H86ZM94 29H93V28ZM118 27V28H117ZM127 27H129V28H127ZM166 27H167V29H169V30H171L170 32H169V30H166L167 31V33L166 34H164L166 31H165V29H166ZM190 27V28H189ZM260 27H261V30H259L260 29ZM3 28H4V30H3ZM12 28H14V29H12ZM23 28V30H21ZM25 28V29H24ZM69 28V29H68ZM101 28H102V30H101ZM107 28H109V29H107ZM124 31H122L121 29ZM132 28V29H131ZM173 28H174V30H173ZM176 28H177V30H176ZM198 28V29H197ZM205 28V29H204ZM208 28L211 30V31H209L208 30ZM233 28V29H232ZM252 28H254V29H252ZM263 28V29H262ZM6 29V30H5ZM18 29V31H16V33H15V30H17ZM76 29V30H75ZM82 29V30H81ZM86 29V30H85ZM91 29V30H90ZM125 29V30H124ZM130 29V31L132 30V31H135V29H139V30H137L136 32H134V34H136L137 33V35H134V34H132L130 31H128V30ZM143 29V31H145ZM158 29V30H157ZM159 29H161L162 31H163V29H164V31L162 32L161 30H159ZM203 29V30H202ZM207 29V30H206ZM214 29V30H213ZM218 29V30H217ZM248 29V30H247ZM79 30V31H78ZM80 30H81V33H80ZM85 30V31H84ZM175 30L178 32V34L180 35L181 34V32L183 31V33H184V31H185V33H184V35L182 36V35H178V34H175ZM194 30V31H193ZM217 30V31H216ZM229 30H230V32H231V34H230V32H229ZM237 30H239V31H237ZM5 31H8V32H5ZM12 31V32H11ZM28 31V32H27ZM33 31H34V29H33ZM32 31V32H33ZM66 31V32H65ZM88 31V32H87ZM107 31H109V32H107ZM118 31V32H117ZM122 33H121V32ZM126 31V32H125ZM128 31V32H127ZM172 31H173V34H172ZM186 31L188 32V33H186ZM191 31V32H190ZM203 31V32H202ZM207 32L206 34H204V32ZM214 31V33H211V32H213ZM235 31V32H234ZM253 31H254V33H253ZM4 34H3V33ZM22 32V33H21ZM24 32H26V33H24ZM38 32H41V33H39V34H37L36 33V36H44V33H45V36H46V31L44 30V29H41L40 31L38 30ZM44 32V33H43ZM91 32V33H90ZM96 32V33H95ZM103 32V33H102ZM155 32H158L159 33V35H157V33H155ZM198 32V33H197ZM259 32H260V34H259ZM6 33V34H5ZM64 33H66V34H68V35H66V34H64ZM75 33H77L76 34V36H75ZM92 33H94V35H96L97 34V37L95 36L94 37V35L92 34ZM107 33H108V35H107ZM126 33V34H125ZM127 33H128V35H130L129 33H131V35L132 36H128L127 35ZM149 33L152 35V37H149V36H151V35H149ZM154 33V34H153ZM208 33H210L209 34V39H208ZM253 33V34H252ZM15 34V35H14ZM17 34V35H16ZM26 34V35H25ZM31 34V35H30ZM41 34V35H40ZM88 34H90V35H88ZM91 34H92V38H91ZM102 34V35H101ZM104 34H105V36H104ZM117 34V35H116ZM120 34V35H119ZM125 34V35H124ZM170 34V36H168ZM188 34V35H187ZM198 34H199V36H198ZM201 34H203L204 36H206L207 38H206V40L208 41H206L205 40V42H204V39H203V37H202V35ZM219 34V35H218ZM249 34V35H248ZM255 34V35H254ZM258 34V35H257ZM5 35L8 37H5ZM20 35V36H19ZM69 35L71 36V37H69ZM98 35H100V36H98ZM107 35V36H106ZM119 35V36H118ZM133 35H134V37H133ZM157 36L156 38L154 37V36ZM162 35V36H161ZM165 35H167V36H165ZM201 35V36H200ZM237 35V37H233V36H236ZM242 35H244L243 36V38L241 37ZM246 35V36H245ZM260 35H262V36H260ZM80 36V37H79ZM84 36H86V38L84 37ZM104 36V37H103ZM117 36V38H115ZM126 36V37H125ZM128 36V37H127ZM136 36V37H135ZM187 36V37H186ZM200 37V38H198V37ZM212 36V37H211ZM229 36H230V38H229ZM232 36V37H231ZM250 36V37H249ZM252 36V37H251ZM254 36V37H253ZM17 37V38H16ZM91 39H90V38ZM102 38V39H106V37H107V39H106V43L107 44H105V46H102V45H104V43L103 42H101L100 41V39L98 40V39H95L94 40V38ZM129 37H132L131 39H129ZM147 37H149L148 38V40H149V42L147 43L146 42V39H147ZM159 37H161V39L159 38ZM163 37H164V39H163ZM168 37V38H167ZM183 37H185V38H183ZM189 37V38H188ZM202 37V38H201ZM215 37V38H214ZM239 37V38H238ZM259 39H258V38ZM4 38H5V40H4ZM72 39V41H71V39ZM120 38V39H119ZM125 38L127 39V40H125ZM154 38V39H153ZM158 38V39H157ZM172 38V37H171ZM187 38H188V40H189V44L190 43H193V41H194V43H195V45L193 46V44L191 45H186V44H188L186 41H187ZM196 39V38H198V39H196V41L198 42L200 39V41H202V42H204L203 44H202V42H201V44H200V41H199V43H197L194 39ZM212 38H214V40H216V41H213V39ZM223 38V39H222ZM227 38H228V40H227ZM233 38H236V40L235 39H233ZM249 38V39H248ZM263 38V39H262ZM10 39H12V40H10ZM18 39V40H17ZM75 39V40H74ZM120 41H119V40ZM123 39V40H122ZM140 39H143V41L141 40L140 41ZM161 40L160 42L159 41H157V40ZM166 39H167V41H166ZM222 39V40H221ZM225 39V40H224ZM233 40V42L232 41H230V40ZM243 39V40H242ZM244 39H245V41H244ZM9 40V41H8ZM16 40V41H15ZM76 40H78V41H76ZM94 40V42H95V44H94V42H91V41H93ZM100 41V43L98 42V41ZM123 42H122V41ZM151 40V41H150ZM192 40V41H191ZM209 40H211L210 42H209ZM235 40V41H234ZM248 40H250V41H248ZM253 40H254V42H253ZM4 41V42H3ZM75 41H76V43H75ZM96 41H97V43H96ZM125 41V42H124ZM129 42V44L127 43V42ZM132 41H134V44H131L130 45V43L132 42ZM140 41V42H139ZM166 41V42H165ZM227 41H230L231 42V44L232 45H230ZM237 41V42H236ZM5 42H6V44H5ZM11 42V43H10ZM18 43V44H16V43ZM79 44H78V43ZM119 42H122V43H119ZM151 42V43H150ZM166 44H165V43ZM212 42H215L214 44H212ZM225 42H227V43H225ZM238 44H236V43ZM244 43L243 45H242V43ZM248 43V45L246 44V43ZM252 42H253V44H252ZM263 42H264V40H263ZM3 43V44H2ZM9 43V44H8ZM12 43H13V45H12ZM91 43H93V44H91ZM101 43H103L102 45H101ZM139 43H141V45L143 46V47H140V46H138L139 48H135V47H137V45L139 44ZM156 43H158V44H156ZM162 43H164V44H162ZM224 43V44H223ZM258 43V44H257ZM15 44H16V46H15ZM74 44H78L77 46L75 45L74 46ZM112 44V45H111ZM120 44V45H119ZM122 44V45H121ZM124 44V45H123ZM144 44V45H143ZM152 44V47L150 46V45ZM161 44V45H160ZM169 44V45H168ZM204 44H206V45H204ZM242 46H241V45ZM245 44H246V46H245ZM256 44V45H255ZM9 47H8V46ZM95 45H97V46H95ZM99 45V46H98ZM111 45V46H110ZM126 45H128L129 47H127ZM165 45V46H164ZM167 45V46H166ZM186 45V46H185ZM234 45V46H233ZM253 45V46H252ZM12 46H13V48H12ZM92 46V47H91ZM101 46H102V48H101ZM108 46V47H107ZM122 46V47H121ZM126 46V47H125ZM148 46L151 48H148ZM161 46V47H160ZM171 46V47H170ZM188 46V47H187ZM203 47V49L201 48V47ZM207 46H208V48H207ZM212 46H214V47H212ZM220 46H222V48L220 47ZM225 46V47H224ZM227 46V47H226ZM239 46V47H238ZM16 47V48H15ZM77 47V48H76ZM125 47V48H124ZM133 47V46H132ZM163 47H165V48H163ZM201 48V50H200V48ZM212 47V48H211ZM216 47V49H214ZM219 48V50H218V48ZM243 47H244V49H243ZM246 47H247V49H246ZM249 47H251V49L249 50ZM258 47V48H257ZM2 48V49H1ZM34 48V47H33ZM98 48V49H97ZM103 48H105V50L103 49ZM141 48V51L139 50L138 51V49H140ZM142 48H143V50L144 51H142ZM146 48H148V51H146L147 49ZM205 48H207V49H209V50H205ZM224 48V49H223ZM226 48V49H225ZM228 48V49H227ZM229 48L231 49L230 50V55L228 56V52H229ZM239 50V53L241 52L242 54L244 53V54H246V55H242L241 53V55L239 54V53H237V49ZM260 48V52L258 51V49ZM4 49V50H3ZM76 49V50H75ZM93 49V50H92ZM112 49V50H111ZM155 49V50H154ZM167 49H168V51H167ZM170 49V50H169ZM211 49L213 50V51H211ZM252 49L255 51V53H259L260 55H257V54H255L253 51H252ZM263 49V50H262ZM79 50H81L80 51V53H79ZM85 50V51H84ZM149 50H151V52L152 51H154V52H149ZM196 50H198V52H196ZM200 50V51H199ZM223 50V51H222ZM224 50H226V51H224ZM245 50H247V51H245ZM261 50L263 51V54H262V52H261ZM105 51V52H104ZM115 51V52H114ZM167 51V52H166ZM170 51H172V52H170ZM205 51V52H204ZM209 51V52H208ZM218 51V52H217ZM222 52V53H220V52ZM251 51V52H250ZM6 52V53H5ZM9 52V53H8ZM13 52V53H12ZM82 52H84V53H82ZM93 52V53H92ZM112 52V55L111 54H109V53H111ZM145 54H144V53ZM166 52V53H165ZM211 52H212V54H211ZM217 52V53H216ZM11 53V54H10ZM18 53V54H17ZM113 53H114V55H113ZM139 53H141L142 55H140ZM160 53L162 54V56L160 55ZM214 53L216 54V56L214 55ZM219 53H220V55L222 56L223 54V56L221 57V56H219ZM252 53V54H251ZM253 53L255 54L254 56H253ZM80 54V55H79ZM81 54H84L85 55V57L84 58H82L83 56L81 55ZM140 56H139V55ZM148 54L149 55H151V57L153 58L152 60H150L151 61V65L149 64V62L150 61H147V63L144 61V59H146V60H148V58L149 59H151V57L149 56L148 57ZM165 54V55H164ZM204 54V55H203ZM206 54V55H205ZM235 54L237 55L236 57H235ZM238 54L240 55V57H238ZM9 55V56H8ZM18 55H19V57H18ZM31 56H33V52H31V54H30ZM124 55H126L125 56V58L128 60V61H130L131 59V57L129 56L128 57V55H127V53L126 54H124ZM153 55V56H152ZM156 55H159V56H157V57H159L158 59H156L157 57H156ZM171 55V56H170ZM172 55H173V57H172ZM208 55V56H207ZM210 55H211V57H210ZM233 55H234V58L233 59H231L232 57H233ZM248 55V56H247ZM263 57H262V56ZM17 56V57H16ZM97 56V55H96ZM108 56V58H106ZM166 56H169L168 58L166 57ZM203 56V58L201 59L200 57H202ZM241 56H243V57H241ZM256 56H257V58H256ZM260 56H261V59H260ZM6 57V58H5ZM14 58V59H13ZM91 58H93V59H91ZM164 58V59H163ZM173 58V59H172ZM176 58V59H175ZM206 58V59H205ZM215 60H214V59ZM221 58V59H220ZM229 58V59H228ZM240 58V59H242V61L241 60H239L238 61V59ZM255 58V59H254ZM1 59H3V60H1ZM21 59V60H20ZM84 59V60H83ZM86 59V60H85ZM110 59V60H109ZM160 59V60H159ZM168 59V60H167ZM198 59V60H197ZM199 59H201V60H199ZM208 59H210V60H208ZM213 59V61H211ZM226 59V60H225ZM237 60V62H235L236 60ZM248 59V60H247ZM13 60L14 61H16L15 63L13 62ZM18 60V61H17ZM19 60H20V62H19ZM80 60H82V62L80 61ZM92 60V61H91ZM100 62H99V61ZM105 60V61H104ZM203 60H204V62L206 63V65H207V63H208V65L207 66H209V67H207L206 68V65L203 67ZM227 60H229L227 63L225 62L224 63V61H227ZM232 62H231V61ZM245 60H246V62H245ZM98 61V62H97ZM156 61V62H155ZM172 63H174V64H172ZM201 61V62H200ZM255 61L256 62H258V64L257 63H255ZM261 61V62H260ZM10 62V63H9ZM87 62H89L90 63V65H86L85 67H83L85 64H87ZM94 62V63H93ZM96 62V63H95ZM104 62V63H103ZM153 62V63H152ZM154 62H155V64H154ZM170 62V63H169ZM180 62V63H179ZM212 62V63H211ZM214 62V63H213ZM218 62V63H217ZM244 62V63H243ZM85 63V64H84ZM101 63H102V65H101ZM106 63V64H105ZM146 63V64H145ZM158 65H157V64ZM164 63V64H163ZM169 63V64H168ZM229 63V64H228ZM239 63V64H238ZM248 63V64H247ZM251 63H254L253 65H251ZM262 65H261V64ZM12 64V65H11ZM84 64V65H83ZM167 64H168V66H167ZM172 64V66H170ZM180 64V65H179ZM209 64H213V65H209ZM218 64V65H217ZM261 66H260V65ZM107 65V66H106ZM155 65V66H154ZM222 65V66H221ZM250 65V66H249ZM90 66V67H89ZM93 66H94V68H93ZM102 66V67H101ZM153 66V67H152ZM176 66V67H175ZM199 66H201V65H199ZM218 66V67H217ZM220 66V67H219ZM18 67V68H17ZM98 69H97V68ZM100 67V68H99ZM106 67V68H105ZM144 67V68H143ZM146 67V68H145ZM150 67V68H149ZM152 67V68H151ZM157 67H161L160 69L159 68H157ZM169 69H168V68ZM183 67V68H182ZM225 67H227V68H225ZM233 67L235 68V72L233 73V71L234 70H232L233 69ZM252 67V68H251ZM93 68V69H92ZM97 69V70H94V69ZM104 68V69H103ZM166 68H167V72H166ZM173 68V69H172ZM175 68H177V69H175ZM226 70H225V69ZM243 69V72L245 73V71H246V69L247 70H250V69H252L253 71H251L250 70V72L249 73H247V76L248 77H250L249 79H251V78H255V79H251V80H248V77L246 76V74H244V75H242V69ZM18 69V70H17ZM103 69V70H102ZM175 69V70H174ZM227 69H228V71H227ZM245 69V70H244ZM109 70V69H108ZM152 70V71H151ZM155 70V71H154ZM160 70V71H159ZM179 70V71H178ZM184 72H183V71ZM240 70V71H239ZM261 70V71H260ZM93 71V72H92ZM158 71V72H157ZM174 71V73L173 74H171L172 72ZM176 71L178 72V73H176ZM239 71V72H238ZM260 71V75H262V76H260L259 75V73H255V72H259ZM101 72V73H100ZM155 72H156V75H155ZM231 72L234 74L233 75V77L234 78H232V74H231ZM237 72L240 74L239 76L241 77V75L243 76V80L245 79V80H247V83L249 82L250 83V81L252 82L250 85L251 86H253L252 88H251V86H249L248 87V85H249V83H248V85H246L245 84V82L243 81V80H241V82L240 81H237L238 80V74H237ZM252 72H253V74H252ZM20 73H21V77H19V75H20ZM94 73V74H93ZM96 73V74H95ZM167 73V74H166ZM181 73V74H180ZM182 73H183V75H182ZM19 74V75H18ZM149 74V75H148ZM170 74V75H169ZM178 74V75H177ZM235 74H237V75H235ZM254 74H257L256 76L254 75ZM18 75V76H17ZM153 75H155V76H153ZM158 75V76H157ZM160 75V76H159ZM161 75H163V76H161ZM168 77H167V76ZM181 75V76H180ZM230 75V76H229ZM253 75V76H252ZM150 76V77H149ZM167 78H166V77ZM181 77V79H180V77ZM225 76V77H224ZM238 78H237V77ZM258 76V77H257ZM260 76V77H259ZM160 77V78H159ZM170 77V78H169ZM184 77H186L184 80H183V78ZM229 77V78H228ZM247 77V78H246ZM14 78V79H13ZM16 78V79H15ZM18 78V79H17ZM164 80H163V79ZM172 78V79H171ZM226 78H227V82L226 83H224V80H226ZM233 80H232V79ZM261 78V79H260ZM21 79V80H20ZM92 79V80H93ZM160 79V80H159ZM169 79V80H168ZM176 79V80H175ZM235 79H237V80H235ZM256 79L258 80V82H259V80H260V84H262L261 86H260V84H256L255 82H257L256 81ZM162 80H163V82H162ZM175 80V82H173ZM189 83H187L186 81ZM223 80V81H222ZM230 80V81H229ZM239 80H240V78H239ZM20 81H21V84H20ZM93 81V82H94ZM219 81V82H218ZM254 81V82H253ZM92 82V81H91ZM158 82L160 83V84H158ZM164 82H167V83H165L164 84ZM185 82V83H184ZM243 82V83H242ZM158 85H157V84ZM181 83V84H180ZM214 83H216V85H214ZM220 83V84H219ZM221 83H222V85H221ZM241 83V84H240ZM255 83V84H254ZM161 84H163V85H161ZM175 84V85H174ZM188 84V85H187ZM231 84H233V82L231 83ZM18 85H20L21 87L19 88V86ZM157 85V86H156ZM179 87H178V86ZM187 87H186V86ZM219 85V86H218ZM237 85H238V88H237ZM241 87H240V86ZM243 85H245V87L243 86ZM15 86V87H14ZM158 86H160V87H158ZM249 88H247V87ZM255 86V87H254ZM261 88H260V87ZM17 87L19 88V89H17ZM172 87L174 88V89H172ZM181 87V88H180ZM185 87V88H184ZM219 87V88H218ZM240 87V88H239ZM244 87V88H243ZM193 88V89H192ZM238 90H240V89H242L244 92H246L245 90H247V91H249L250 89L255 93V91L257 92V93H255L254 95H253V93L252 92H246V93H244V94H246L244 97H243V93H242V90L241 91H236V93H235V90L236 89ZM255 88H257V89H255ZM262 88H263V90H262ZM156 89V90H157ZM164 89H165V87H164ZM178 89V90H177ZM184 89L185 90H187V93L189 92L190 94H192L193 95V98H189V100H187L185 97H183L185 100H186V102H185V100H184V105H185V103H186V105L189 107V108H191L192 106L191 105H193L194 106V108L192 107V109L194 110L195 108H196V105H197V108H196V110L195 111H193L192 109H190L189 111H190V113L191 114H193V116H195L196 115V125L197 126H200V127H198V128H196V130H197V132H195L196 130H189L190 128H187V127H190L191 126V123H188V122H191V120H189V119H187V117L189 116V111L187 112V110L188 109H186L185 108V110H182V108H180V104L182 103L181 101H179V103H178V101L176 102H174V100H175V97H173L172 95H174L175 96V93H183V92H185L184 91ZM225 89H223V91H227V89L225 90ZM254 89V90H253ZM154 90H151V95H149V97L148 98H150L149 100H151V101H153V100H155L154 99V96H155V98L158 96H156V94H157V92H161L162 90L161 89H159V90H157V92H156V94H155V92H154ZM155 90V91H156ZM172 90V91H171ZM176 90V92L174 93V91ZM190 90V91H189ZM260 90L262 91L261 93H260ZM258 91H259V93H258ZM20 92V93H21ZM238 92H240L241 94H242V96H241V94L240 93H238ZM154 93V94H153ZM171 93V94H170ZM194 93L195 94H197V95H194ZM216 93V92H215ZM227 93H230V97L231 96H233L232 94H234V96H233V98L231 99L232 100V102H231V100H230V103H232L231 105H230V103L228 102L229 100L228 99H230V98H228V96H227ZM252 93V94H251ZM263 94V95H262ZM170 95V96H169ZM229 95V94H228ZM253 95V96H252ZM259 96V99H258V97L256 98V97H254V96ZM160 96V95H159ZM158 96V97H159ZM236 96H237V98L239 99H237L238 100V102L241 100H243L242 102H245L246 103V101L248 100V103L250 102V101H253L252 102V104L253 105H251L250 106V104H248L249 106V109L250 108H252V109H248V107H246V106H244L245 108V110L244 111H246V109H248L249 111V113L248 112H244V111H241V110H243V105L245 104V103H243V105L242 104H239V103H242V102H237V100L235 101V100H233V99H235L236 98ZM239 96H241V98L243 97V99H240L239 98ZM247 96V98L245 99L246 101H244V98ZM248 96H249V98H256L255 99V102H254V99L253 100H250L249 98H248ZM263 98H262V97ZM81 97H82V104H84V98L86 97L85 95H82V93H81ZM157 97V98H158ZM174 98V100H171V98ZM195 97H197L196 99H195ZM226 98H228L227 100H226ZM192 99L195 101H192ZM223 99V100H222ZM261 99V100H260ZM57 102H59V100L56 98L55 99ZM200 100V101H199ZM222 100V103L221 102H219V101H221ZM225 100V101H224ZM250 100V101H249ZM257 100V101H256ZM169 101V102H168ZM182 101H183V99H182ZM188 101H191V102H193V104L191 103L190 104V102L188 103ZM199 101V102H198ZM228 102L229 103V107H228V103H225V102ZM181 102V103H180ZM202 104H201V103ZM238 103V104H236V103ZM258 102V103H257ZM177 103H178V105L179 106H176L175 107V105H177ZM188 103V104H187ZM225 103V104H224ZM237 105H235V104ZM251 103V102H250ZM247 104V103H246ZM245 104V105H246ZM259 104H260V106L263 108V109H261V108H259L260 106H259ZM185 105V106H186ZM241 105V106H240ZM257 105V106H256ZM165 106V107H164ZM186 106V107H187ZM201 106V107H200ZM175 108V111H174V109L173 108ZM177 107H179L181 110H180V112H177ZM182 107V106H181ZM240 107H242V109H239ZM255 107V108H254ZM259 109H258V108ZM198 108H200V109H202L201 110V112L202 111H204V112H202V113H204V114H199V115H201L202 117H199V119H198V114H197V111L199 110V112L198 113H200V109H198ZM167 109H169V110H167ZM172 109V110H171ZM184 109V108H183ZM198 109V110H197ZM239 109V110H238ZM256 109H258V110H256ZM254 110H256V111H254ZM261 110V111H260ZM112 112H114V110H111ZM178 111H179V109H178ZM184 111H186L188 114H185V112ZM239 111H241V112H239ZM254 111V112H253ZM176 112H177V114H179V115H181L180 117H179V115H177L176 114ZM192 112H194V113H192ZM196 112V113H195ZM255 112H256V114H255ZM258 112V113H257ZM181 113V114H180ZM227 112H225V116L229 119H231V118H233V117H235L234 115H232L233 113H231V115L230 114H228L230 117H228V115L226 114ZM250 113H254L255 115V117L254 116H251V115H253V114H251L250 115ZM263 113V114H262ZM206 114V115H205ZM259 114H260V116H259ZM51 115V114H50ZM178 116V118L181 120V118H183L182 120H183V122H182V124L180 123V120L177 118V116ZM183 115H187V117L186 116H183ZM210 115V119H211V122H210V119L208 118V116ZM53 116H55V115H53ZM206 116V117H205ZM232 116V117H231ZM246 116H244V120H245V128H246V126H248L249 125V121H248V119H247V117ZM251 116V117H250ZM257 116H259L258 118H257ZM175 117V118H174ZM204 117V118H203ZM246 117V118H245ZM177 118V119H176ZM185 118L187 119V121H184L185 120ZM201 118V119H200ZM203 118V119H202ZM207 118V119H206ZM257 118V119H256ZM264 118V117H263ZM263 118H261L260 119V123L258 122V124H255V123H257L256 121H254V124L252 125V124H250V125H252L253 127H252V130H250V127H247L246 128V133L247 134H249L250 136H252V133L251 132H253V130L255 129V128H257V129H259V130H257V129H255L254 130V132H253V137H254V139L255 138H262L261 139V142H263L264 140V136H262V135H264V130L263 129H261L263 126H262V124H264V122H262V121H264V119ZM167 119V118H166ZM246 119H247V121H246ZM251 119H252V121H251ZM175 120H176V122H175ZM179 120V122L177 123V121ZM205 120V123L203 122V121ZM233 120V119H232ZM213 121V122H212ZM187 122V123H186ZM197 122H198V124H197ZM199 122H201V123H199ZM248 122V123H247ZM90 123H93V121H90L89 119H88V122L86 123V125H88V124H90ZM136 124L138 123V121L137 122H135ZM177 123V124H176ZM176 124V125H175ZM248 124V125H247ZM204 125V127H202L201 128V126H203ZM210 125V126H209ZM211 125H212V127H211ZM249 125V126H250ZM257 125H261L260 127H257ZM175 126H176V128H175ZM177 126H182V127H177ZM196 126V127H197ZM207 126V127H206ZM216 126V127H215ZM214 127V128H213ZM87 128V127H86ZM100 128H102V129H100ZM207 128V129H206ZM212 128H213V130H212ZM216 128V129H215ZM249 128V129H248ZM264 128V127H263ZM104 129V130H103ZM183 129H185L184 131H183ZM202 129V130H201ZM220 129V130H219ZM262 130V132L260 133V131ZM96 130V131H95ZM94 130V132H93V134H95V136H97L98 137V135H102L103 133H105L106 131H107V129H106V127L104 128L103 126H99L97 129H95ZM102 130L103 131H105V132H102ZM178 130V131H177ZM187 130V131H186ZM199 130H201L200 132H199ZM218 130V131H217ZM249 130V131H248ZM100 131V132H99ZM137 131H140V130H137ZM189 131V132H188ZM209 131H211V132H215L214 134L212 133V135L210 134L211 132H209ZM255 131H257V132H255ZM91 132V133H90ZM143 132V131H142ZM141 131H140V133L139 132H137V135H140V137H141V135H142V137L141 138H143V137H145V134H144V132L142 133ZM187 132V133H186ZM194 132V133H193ZM203 132H205V135L207 136V134L206 133H208V136L210 137H203V136H205L204 135V133ZM217 132V133H216ZM260 134H259V133ZM90 134V135H88V134ZM87 135H88V137H90L91 135H93L92 134V131L89 129L88 131H87ZM139 133V134H138ZM173 133V132H172ZM200 135H199V134ZM232 133V132H231ZM251 133V134H250ZM263 133V134H262ZM97 134V135H96ZM143 134H144V136H143ZM183 134H185V136L183 135ZM187 134H188V136H187ZM218 134V135H217ZM258 134V135H257ZM262 134V135H261ZM181 137H180V136ZM191 135H193V136H191ZM194 135L196 136L197 135V137H195V139L193 138L194 137ZM215 135V136H214ZM221 135V136H220ZM261 135V136H260ZM182 136H184L185 138H186V140H187V137H188V140H190V141H186L185 140V138H183ZM198 136H200V137H198ZM211 136H213V138L211 137ZM217 136V137H216ZM172 137V138H173ZM177 137V138H176ZM191 137V138H190ZM202 137V138H201ZM215 137V138H214ZM224 137V138H223ZM190 138V139H189ZM198 140H197V139ZM201 138V139H200ZM206 139V140H203V139ZM209 138V139H208ZM217 138V139H216ZM218 138H220V139H222V140H220V139H218ZM260 138L257 140V139H255L256 140V143H257V141H260ZM144 139V138H143ZM192 139V140H191ZM211 139V140H210ZM217 140L216 141V144H218V142H219V145L217 146V145H214L213 146V144H215V142L213 141V140ZM251 139H252V137H251ZM195 140H197V141H195ZM201 140V141H200ZM203 140V141H202ZM191 141H193V145H194V143H196L194 146H197V147H194L192 144V146L190 145V143H191ZM199 141V142H198ZM208 141H210V142H208ZM199 144H198V143ZM214 142V143H213ZM223 142H224V144H223ZM226 142H227V144H226ZM104 143V142H103ZM117 143H118V140H117ZM121 143V142H120ZM201 143H203V145H205V146H203V145H201ZM205 143V144H204ZM208 143H209V147H208ZM223 145H222V144ZM102 145V142H96V146H100L101 147V145ZM212 144V145H211ZM262 144H264V142L262 143ZM183 145V146H184ZM186 145H188V146H186ZM225 145V146H224ZM228 145V146H227ZM260 144H259V142L257 143V144H255V143H253V146H256V147H258ZM98 146V148H100ZM118 146H120L119 144L117 145V149H119V147ZM191 146V147H190ZM200 146V148H198ZM201 146L202 147H204L202 150H201ZM212 146L214 147V148H216L217 147V152L216 153H214L216 150L213 148V150H212V152L210 151V147H211V149H212ZM220 146H222L221 147V149H222V151H221V149H220ZM186 147H188V148H186ZM207 147H208V149H207ZM224 147L225 148H227V149H229V151H227V149H224ZM97 148V147H96ZM190 148H193V149H190ZM186 149V150H185ZM201 150V152H202V154H200L201 155V157H200V155H199V153L197 154V153H195V152H200V150ZM218 150H220L219 152H218ZM264 150V149H263ZM262 150V151H263ZM209 151V152H208ZM214 151V152H213ZM225 151V152H224ZM117 152L119 153V150H117ZM204 152H206V153H204ZM207 152L208 153H211V154H208L207 155ZM230 152V153H229ZM231 152H233L232 154H231ZM189 153V154H188ZM206 154V156L204 155V154ZM221 153H223L222 154V158L224 157V158H226V159H222V158H220V154ZM195 154H197L196 156H195ZM213 154H215V156L213 155ZM217 154V155H216ZM228 154H230L231 156H233L234 157V159L229 155V157H228ZM135 155V156H134ZM131 154V156L130 155H128L127 156V158H126V160H125V163H124V166H125V164L127 163L128 164V168L127 167H124L123 166V168L122 169H120L119 168V171L120 172H126L123 176H124V178L126 177V179L125 180H129L130 178H128V177H130V175H132L133 173H134V168H136V167H138V165L141 163V162H137V161H135L137 158L136 157H138L137 156V154ZM206 157H204V156ZM220 155V156H219ZM226 155V156H225ZM235 155V156H234ZM260 155V157H258ZM134 156V157H133ZM211 157V156H213V158H214V160H213V162H211L210 161V158L209 157ZM263 156V157H262ZM129 157H131L130 158V160L131 161H129ZM197 157H198V161H197ZM203 157V158H202ZM208 157V158H207ZM215 157H217L216 159H215ZM219 157V158H218ZM263 158L262 160L261 159H257V158ZM136 158V159H135ZM190 158H191V160H190ZM194 158H195V160H194ZM199 158H201V159H199ZM232 158V159H231ZM208 160L207 162H210L209 164V166L205 163V161L202 163V164H204V168L203 167H201L202 165H200L199 163L200 162H202L201 160ZM220 159H221V161L224 163L223 165H225L226 164V166H225V168L227 169H225V168H223V170H222V168H221V171H219L220 170V167H221V164H222V162L220 161ZM255 159H257L258 160V162H257V164H256V161L257 160H255ZM217 160H219V161H217ZM225 160H227L226 162H224ZM228 160H229V163H227L228 162ZM231 160V161H230ZM235 160L239 163H237V162H235ZM260 160V161H259ZM132 161H133V163H132ZM218 162V164H217V162ZM1 163H2V161H0ZM130 162V163H129ZM194 162V163H193ZM215 162V163H214ZM220 162V163H219ZM232 162V163H231ZM0 163V165H2ZM192 163V164H191ZM197 163V164H196ZM216 164V166L214 165V164ZM231 163V164H230ZM237 163V165L235 166V164ZM130 164H132V165H130ZM186 164V165H185ZM191 164V165H190ZM196 164V165H195ZM233 164H234V167L237 169H235L234 167H233ZM194 165V166H193ZM206 165H207V167L210 169L211 168V165H212V167L214 168L215 167V169H213V170H209L207 167H206ZM214 165V166H213ZM217 165L219 166V168H217L216 169V167H217ZM228 165V166H227ZM232 165V166H231ZM258 165V167H256ZM129 166H131V168H129ZM133 166V167H132ZM185 166L188 168H185ZM191 166H193V167H191ZM200 166V167H199ZM231 166V167H230ZM242 167L241 169L239 168V167ZM260 166V167H259ZM196 167V168H195ZM234 169H233V168ZM185 168V169H184ZM190 168V169H189ZM239 168V169H238ZM246 168V169H245ZM250 168V170H248L247 171V169H249ZM254 168V169H253ZM260 168H262V169H260ZM15 169V168H14ZM127 169V170H126ZM208 169V170H207ZM212 169V168H211ZM219 169V170H218ZM226 171H225V170ZM10 170H11V172H12V170H13V168L12 169H9V173H11L10 172ZM21 170V171H20ZM123 170V171H122ZM129 170H131V171H129ZM190 170V171H189ZM215 170V172H214V174L212 173L213 171ZM217 170V171H216ZM239 170V171H238ZM20 171V172H19ZM207 171H209L208 173H207ZM212 171V172H211ZM221 172V173H219V172ZM224 171V172H223ZM244 171H246V173H244ZM13 172H14V174H13ZM13 172H12V174H11V176L13 175L14 177H16L15 179H17V180H21L22 179V181H26V183L27 184H29L30 186L32 185V186H34L35 185V183H36V185L33 187V188H35V189H37V187H38V189H39V191H41V190H43V191H41V192H43L42 194L43 195H46V193H47V195H48V197H50V195L52 196L53 195V197L51 198V199H53L54 201H56V199H59L58 201H59V203L61 202H63V205H64V203H65V205H67L69 208H71L72 210H76V211H80V212H82V213H84L85 212V214H87L88 216H90L91 218H93V221H94V219H95V221L94 222H96V223H98L100 226H102L103 228L105 227V229H107V230H109L110 232H114L113 234H119L118 236L120 237V238H122V240H124V244L125 245H127V247L130 249V250H133V251H137L138 250V248L140 247L139 245H141V247H140V249L141 250H143V251H148V252H151L150 251V248L152 249L153 247H155L154 245H151L150 246V244H149V242L151 241V240H157L155 237L153 238V233L149 236H145L144 234L146 233V231L145 230H141V228L138 226V222H137V220H136V213H135V211H133V207H131V206H129V207H127V208H125V209H121V208H117V209H115V204L113 205L111 202H108V201H106L104 198H100L101 199V201L99 200V199H96V198H94L93 197V195L91 194V193H89L88 191H87V193L85 192V195H84V183H83V181H79L78 182V184H76V186H74L73 184H68V179L67 178H65V177H63V174L62 173H59V172H62V171H58V172H47L46 170H44V169H33V171H31V173H30V171H27L26 169H24V168H20V167H16V171L15 170H13ZM28 172V173H27ZM46 172V173H45ZM131 172H133L132 174H131ZM190 172V173H189ZM219 174H218V173ZM240 172V174H238ZM263 172V173H262ZM16 173H18L17 175H16ZM25 173V174H24ZM30 173V174H29ZM33 173V174H32ZM211 173L213 174L212 176H211ZM226 175H225V174ZM250 173V174H249ZM254 173H256V174H254ZM62 174V175H61ZM129 174V176H127V175ZM183 174V175H182ZM186 174V175H185ZM208 174H210V175H208ZM252 174V175H251ZM189 175V176H188ZM193 175V176H192ZM214 175H217L215 178L213 177ZM225 175V178L223 177ZM251 175V176H250ZM263 176V177H261V176ZM61 176V177H60ZM176 176V177H175ZM188 178H187V177ZM218 176H219V178H218ZM248 178H247V177ZM189 177H191L190 179L192 180V181H190V179H189ZM212 179H211V178ZM222 177V178H221ZM242 177V178H241ZM21 178V179H20ZM185 178H187V179H185ZM214 178V179H213ZM216 178H218V179H216ZM14 179V178H13ZM26 179V180H25ZM172 179V180H171ZM174 179V180H173ZM223 179V180H222ZM250 181H248V180ZM62 180V181H61ZM65 182H64V181ZM187 180H189L192 184L189 186V184H190V182L189 181H187ZM215 180H217V181H215ZM219 180V181H218ZM222 180V181H221ZM262 180H263V182H262ZM180 181V182H179ZM181 181L183 182L182 184H181ZM221 181V182H220ZM245 181H247V182H245ZM30 182V183H29ZM172 182H175L174 184L172 183ZM180 184V185H178V183ZM185 182V183H184ZM215 182V183H214ZM220 182V183H219ZM32 183V184H31ZM188 183V184H187ZM218 183L220 184V186L218 185ZM252 183L253 184V186L252 185H250V184ZM66 184H68V185H66ZM81 186H80V185ZM176 184V185H175ZM223 184V185H222ZM246 184V185H245ZM249 184V185H248ZM262 184V185H261ZM38 185V186H37ZM210 185V187H208ZM31 186V187H32ZM37 186V187H36ZM40 186V187H39ZM73 186V187H72ZM83 186V187H82ZM185 186V187H184ZM202 186V185H201ZM248 186V187H247ZM255 186V187H254ZM69 187V188H68ZM78 187V188H77ZM213 187V188H212ZM218 187V188H217ZM247 189H246V188ZM82 188V189H81ZM211 188V190H209ZM248 188L250 189V191L248 190ZM251 188H253V189H251ZM41 189V190H40ZM73 189V190H72ZM74 189H76V190H74ZM172 189V190H173ZM207 189V190H206ZM213 189V190H212ZM218 189V190H217ZM78 190V193L77 192H74V191H77ZM252 190V191H251ZM174 191V190H173ZM213 193H212V192ZM253 191H255L256 192V195H254L255 194V192H253ZM81 192V193H80ZM83 192V193H82ZM207 192V193H206ZM209 192H211V194H209ZM251 192V193H250ZM50 193V194H49ZM253 193V194H252ZM258 193V194H257ZM78 194V195H77ZM206 194H208V195H206ZM215 194V195H214ZM83 195V196H82ZM87 195H88V197L89 198H87V199H85L86 197H87ZM91 195H92V197H91ZM212 195H213V197H212ZM251 195L253 196L254 195V197H252L251 198ZM259 197H258V196ZM82 196V197H81ZM169 197H166V199H165V202H167V203H171V202H173V203H171V205L173 204H175V202L174 201H172V200H174L175 199V196H173V195H168ZM171 196V197H170ZM210 196V197H209ZM255 196H257V197H255ZM172 197H174V198H172ZM261 197H263V198H261ZM65 198V199H64ZM82 198V199H81ZM92 198V199H91ZM169 198H170V200H169ZM206 198H208V199H206ZM209 198H210V200H209ZM253 198H255V199H253ZM81 199V200H80ZM83 199H85V200H83ZM94 199V200H93ZM206 199V200H205ZM257 199V200H256ZM22 200V199H21ZM61 200V201H60ZM90 201V203H89V201ZM95 200H97V201H95ZM104 200V201H103ZM255 200V202H253ZM262 200V201H261ZM57 201V202H58ZM106 201V202H105ZM170 201V202H169ZM261 201V203H259ZM26 202V201H25ZM93 202H95V203H93ZM107 203L108 202V204H110L108 207H107V204H106V208H104V207H102V206H104V204L103 203ZM258 202V203H257ZM27 203V205H28V203L29 202H26ZM98 203V204H97ZM97 204V205H96ZM261 204H263V206L261 205ZM30 205H31V203H30ZM99 205H100V207H99ZM162 205V204H161ZM258 205H259V208H258ZM34 205L32 204L31 205V207H33ZM113 206V207H112ZM163 206V205H162ZM33 208H35V209H37L38 207L35 205V207H33ZM120 209V210H119ZM127 209V210H126ZM39 210H40V208H39ZM131 212H130V211ZM41 211V210H40ZM130 213H129V212ZM42 212V211H41ZM117 212H119V214L117 213ZM125 212H127V214L125 213ZM159 212V211H158ZM45 213V212H44ZM124 213L125 214V216H124V214L122 215V214ZM133 213H135V214H133ZM132 214V215H131ZM163 214V216H164V218H165V216H166V218L168 219H165L166 221L165 222H162V221H164V218H163V216H161V215ZM166 214V215H165ZM120 215H122V216H120ZM129 215V216H128ZM158 215H160V217H162V218H160L159 216H158V218H159V221L161 220V222L162 223H164L165 225H168L167 223H169L170 222V217H171V214L169 213V215H168V212H167V210H165L164 209V211L163 212H160ZM130 216H131V218H130ZM132 216H133V218H134V220H133V218H132ZM135 216V217H134ZM97 217V218H96ZM169 217V218H168ZM129 220H128V219ZM185 217H184V222H185ZM133 221V222H132ZM136 222H137V224H136ZM103 224L105 225V226H103ZM111 224L113 225V226H111ZM135 224V225H134ZM159 225H161L160 224V222L158 223ZM164 224H162V226H164V227H166ZM187 224V223H186ZM109 225H110V227H109ZM116 225V226H115ZM162 226H159L158 227V229H159V231H162V230H164V227H162ZM134 227V228H133ZM137 227V228H136ZM140 228V231H139V228ZM112 228H113V230H112ZM161 228V229H160ZM117 229H118V233L116 232L117 231ZM137 229V230H136ZM134 230V231H133ZM142 231V235H141V237L139 236L140 234V232ZM145 231V232H144ZM151 231H153V230H151ZM174 232V228H172L171 229V232ZM134 232V233H133ZM138 233V236H137V233ZM160 233L161 232H157V233H155L156 235L155 236H160ZM175 233H177L176 231H175ZM121 234V235H120ZM148 237L147 239H150V237L151 238H153V239H150V241H146L147 239L146 238H144V237ZM145 239V240H144ZM139 240H140V242H139ZM164 240V244L167 242L169 245H167V246H171L172 245V243L174 244V242H175V240L172 242V240L170 241H166L165 239H163ZM147 243H146V242ZM162 241V240H161ZM142 242H145L144 244V246H143V243ZM170 242H172V243H170ZM160 244V243H159ZM146 245H149L150 247H149V249H148V247L146 246ZM153 246V247H152ZM144 247H145V249H144ZM148 250H147V249ZM156 248H158V247H155V248H153V250L154 251H152V253H154L155 251L157 252V253H159L161 256H158V258L159 259H161V263H162V261H166L167 259H166V256L168 257V254L169 253H164V252H162V251H160V249L158 248V249H156ZM199 247H194V249H198ZM156 249V250H155ZM193 249V250H194ZM163 251H165V250H163ZM195 251V250H194ZM155 252V254H157ZM160 252H162V253H160ZM165 252H168V251H165ZM162 254H164V255H162ZM169 257L171 258V256L169 255ZM174 257H176L175 259L177 260L178 258H177V255L176 256H174ZM165 259V260H164ZM171 260H173V259H171Z\"/></svg>", "mask_w": 264, "mask_h": 264}, {"label": "water", "instance_id": "water-1", "mask_svg": "<svg viewBox=\"0 0 264 264\" xmlns=\"http://www.w3.org/2000/svg\"><path fill=\"white\" fill-rule=\"evenodd\" d=\"M0 264H127L69 224L0 196Z\"/></svg>", "mask_w": 264, "mask_h": 264}]
</instances>
